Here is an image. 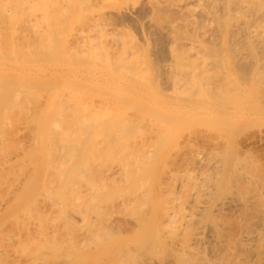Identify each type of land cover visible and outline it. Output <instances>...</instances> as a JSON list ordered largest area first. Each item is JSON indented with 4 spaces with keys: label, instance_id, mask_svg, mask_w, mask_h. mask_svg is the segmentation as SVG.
<instances>
[{
    "label": "bare ground",
    "instance_id": "1",
    "mask_svg": "<svg viewBox=\"0 0 264 264\" xmlns=\"http://www.w3.org/2000/svg\"><path fill=\"white\" fill-rule=\"evenodd\" d=\"M39 1H41V0H39ZM39 1L31 0V3L33 2L32 3L33 5H36V3H38L37 5L39 6L43 3V2L40 3ZM45 1L47 3V0H45ZM45 1H44V3H45ZM34 2H35V4H34ZM53 2H54V0H52V2H49V0H48V4L45 5L46 4L45 3L44 4L45 6L43 4H42V6H44V8L48 7V5H50ZM58 2L59 3H56L58 5H56L55 7L58 6V8L61 9L62 14L60 12V9L58 11L60 12L61 16L64 15L63 17H61V19L63 18L65 20L64 22H66L64 25L68 24L69 26L68 25H66V26H68L69 28L72 26L71 30L70 31L68 30L69 33L67 32L69 37L67 38L66 41L69 42V45H70V46L68 45V47L74 46L75 49H73V50H75V52H76L75 53L73 51V54L75 53L76 61L74 60V58H72L73 62L75 61V67L71 71H67V70H61V71L58 70V71L61 72L60 73L61 79L67 83H70V84H68V85H70V87L73 86L72 90H75V91H72V92L77 93L79 98L78 99L76 98V99L79 102V104L81 105V107L87 106L85 111L83 110V108L78 107L80 105H76V104L73 105L72 104L73 108H75L77 106V108H79V109L81 108V110H83L84 113L87 111L85 113V114H87L88 112H92V110H94V109H100L101 110V108H103V112H104V111H106L104 108H107V106L112 107V105L116 106V104H119V103L120 104L122 103V105H124L123 103H125V104L128 103V104L136 106L134 109L135 110L134 113H137L136 112L137 108L141 109V112H143L142 110L145 109V110H147V112L153 113L155 111V107H157L156 108L157 110L161 109V108L162 109L163 108L164 109H175L178 111L179 110H190V111L196 112L197 114L203 115V117L209 118L206 121H203V119L202 120L201 119H195L196 121L195 120L194 121L196 123L192 121L195 124H192L190 122L191 125L189 124L187 126L191 127L192 129H187L186 131H184L183 134L186 132L185 133L186 135L185 136L182 135V137H180L181 138L180 141L177 140V138L181 135L179 133V129L183 125H177V123L174 122L173 123L174 125L172 126V125L167 124L168 121L165 122V120H164L166 125L167 126L169 125V127L172 126L173 129L169 133H165L167 130L163 133L159 132V134H161L160 139L157 140V141H159V144L157 142H155L154 145H155L156 149H157L156 143L158 145L161 144L160 147L157 150L155 149L154 146L152 147L154 149H149L152 151L155 150V152L153 154H151L152 153L151 151L144 153L145 155H146V153L147 154L149 153L150 156L146 155L145 157L149 156L148 158H150L152 161L149 163H146L144 161V164L145 163L148 164L146 166L147 168L144 166L146 169H144V171H142L141 173H139L137 175V179H138V176L141 174V177H143V180L147 179L149 182H148V185L142 184L143 185L142 188H144V186H146V188H144L142 190L140 189L139 186H137V187H139V188L136 187L139 192L137 191L135 193L133 191L136 188H134V189L132 188L133 193L130 192L132 185L136 182V179L133 176L134 174L133 175L131 174V171H133L131 168H132V165H134L135 167L133 166L134 167L133 169L136 168V169H139V171H141L142 168H140V167H141V162H143V160H141V158L139 159V156L142 154L139 155V153H138L139 156H137V154H135V155H133V157H132V155H129L130 154L129 152H131V154H133L132 151H133L134 147H133V149H131V148H129L130 145L128 146L129 150L126 149V151H129L128 152L129 154H127V155L131 156L130 158L132 160L133 159L134 160L132 161L131 159H128V161L129 160L132 161V163H129V165L127 164L129 169H127V167H124V168H126L125 169L126 170L125 171L126 176L124 178L125 179L124 182H125V185H127V187L125 189H127L128 193H124V195L125 194L126 195H125L124 200L122 202L123 207H124L123 217L125 216L124 220L126 218L132 220L134 223L133 224L134 226L132 225L131 227L127 228L126 231H123L126 233H125V236L122 238L121 241H117V243L109 244L107 241L109 239L110 234H112V232H114L116 230V229L114 230V228H113L116 225L111 223L112 221L110 222L111 224L109 222H108L109 224L107 223L109 218L106 221V218H104V215L108 212V210H106L107 212L105 214H103L101 211L104 212L105 210H102V205L98 203V201H100V200H97L98 198L93 199V197H92L93 200H90L91 203H89V208L91 210L89 212L95 213L94 214L95 216H100L99 214H103V217H102V215L99 217L100 219H102L100 221V224H96L98 222H94V221L93 222H91L89 220L85 221V219L82 216L81 217L84 220V222H86L88 224V228H85L86 223H85V227H84L85 230L88 229L90 231L89 232L88 230H86L87 233L95 235L96 237L98 236L99 242H97V238L95 237L96 240L94 239V242L95 241L96 242L95 243L92 242V244L93 245L94 244L99 245L100 247L105 246L102 249L98 246L95 247V245H94V248H96V249L98 248V250H100L99 251L100 253H106L110 250L114 251V250H116V248L117 249L119 248L116 251L118 253L116 264H264V160L261 159V157H260V155H258V153L253 152V150L250 151V148L249 149L247 148L245 150L242 148L243 149L242 150L239 147V142H238V141H240L238 139L242 138L241 134H242L243 130L246 129L245 130L246 132L252 131L253 130L252 128H254V127L257 128V130L254 128L256 131L253 132L254 134L251 133L252 135H250V138H254L255 134H257L256 137H258L259 140H260V138L262 139L264 137V130L262 131V129H260V128H262L260 126H262V125L264 126V0H59ZM29 3H30V0H0V14H2L1 17L5 13H6L5 14L6 19L8 17V15H7L8 13H9V15H10V13H12L11 14L12 16H14L13 14H15V13L18 14L19 16L28 14L29 11L32 10V8H33V7H31V5ZM37 5L35 6L37 9V12L42 10L41 15H43L42 14L43 7L41 6L42 9H40V6L38 8ZM52 6H53V4H52ZM36 9H34L33 12H35ZM45 9H44V13L47 10V9L46 10ZM48 9L49 10L47 13H50L51 8H48ZM51 12L53 14H55L54 13L55 11L54 12L51 11ZM30 14H32V13L30 12ZM41 15H39V16H41ZM19 16H18V18H19ZM36 16H38V15H36ZM29 17H30V15H29ZM34 17H35V15H34ZM50 17H49L50 20L47 18L48 22H50L52 19ZM15 18L17 21L15 20ZM15 18H13L11 16L8 17L9 22H10V19H12V20L14 19L13 20L14 24H12L13 23L12 21H11L12 23H10V24H12L10 26L13 27V29H11V27L9 25H7L8 23L6 20L3 21V22L6 21V25L9 26L10 29L12 30L11 32L14 31V28L16 26L15 25L16 22H17V25H19V24L21 25L23 21L29 22L28 20H30L32 17L29 18L27 21H25V19H24L25 17L23 18V16L21 17V18H23V21L21 20V18L20 19H17V17H15ZM26 18H28V16H26ZM33 19H31L30 21H32ZM43 19L45 20L44 17H43ZM55 19H57V17ZM19 20H20V23L18 22ZM41 21H43V20H40V23H41ZM0 23L4 24V23H2V21H0ZM38 23H39V21H38ZM52 23H53V21H52ZM54 23H55V21H54ZM54 23H53V25H54ZM34 24H36V23H33V25ZM23 25H25V23L22 24L20 27L22 28ZM28 25L31 26L32 24L30 22L28 24H26V27L30 28V26H28ZM64 25H62V26H64ZM4 26L2 27V32H4V30H3ZM34 26H33L34 33H35V35H37L36 34L37 32H35ZM39 26H40V28H42V25L35 26L36 31L39 28ZM66 26H65V29H66ZM20 27H19V29H21ZM26 27L24 29H26ZM57 27H59V26H57ZM44 28H45V26H44ZM31 29H29V30H31ZM65 29H63V30H65ZM107 29H109V33H108L109 35L106 32ZM17 30L15 29V31H17ZM15 31L13 33H10V34L12 36L14 34H15L14 36H17ZM26 31H28V30L26 29ZM39 31H44L43 34L45 33V30H43V28H42V30L40 29ZM58 31H59V29H58ZM7 32L8 33L5 35L9 34L8 27H7ZM18 32H20V31H18ZM21 32H22V30H21ZM23 33H25V32H23ZM39 34L41 36L43 35L42 33H38V35ZM11 35H8V36H10V39H11L10 42H12V40H13ZM29 35H30V32H29ZM29 35H27V36H29ZM31 35L33 36V31H31ZM35 35H34V37H35ZM56 35H57V33H56ZM105 35H107V37L110 36V38L105 37ZM41 36H39V37L41 38ZM46 36H48V35H46ZM60 36H63V35H60ZM60 36H58V38L61 39ZM17 37H19V36H17ZM17 37L14 39L15 42L17 40ZM65 37H67V35L62 37V40H61L62 43H64ZM30 38H31V40H34V38L32 39V37H30ZM47 38L48 37H46L45 39H47ZM51 38H53V37H51ZM5 39H7V38H5ZM19 39L20 38H18V40ZM25 39H26V35H25ZM18 40H17V42H18ZM23 40H24V35H23ZM40 40H42V39H40ZM29 41H30V39H29ZM36 41H37V39H36ZM53 41H55V40H53ZM58 41H59V39H58ZM0 42H1L0 43V45H1L3 41H0ZM25 42H23V43H25ZM19 43L16 44V46H15L16 49L19 46ZM33 43H34V41H33ZM37 43H39V39L36 42V45H38ZM7 44H9V43H7ZM20 44H22V43H20ZM26 44H27V42H26ZM46 44H47V46L49 45L47 42H46ZM31 45H33V48H31V49H34V44H31ZM63 45L59 44L60 50H61V47ZM11 46L12 45H10V47H7V48H10V50H12L11 48H13L14 45L12 47ZM42 46H43L44 50L47 49L46 47H44V41L42 42ZM50 46H51V44H50ZM64 46H63V48L66 51L67 46H66V48ZM40 47H41V45H40ZM24 48H26V46ZM28 48H30V46L27 47V50H30ZM0 49H2V48H0ZM19 49H20V47H18V50ZM21 49H23V48L21 47ZM25 50L24 51L20 50V53L23 51V55H24ZM27 50L25 53H27ZM36 50L38 51V53L40 52L39 48ZM48 50H50V47ZM68 50H67V55L70 54V51L72 49H68ZM0 51H2V50H0ZM32 51H30V53ZM46 51H44V55H45ZM51 51H52V49L50 51H48V53H46V54L49 55V52L51 53ZM55 52H57V51H55ZM20 53H19L20 56H18L17 59H19V57H21L22 53L21 54ZM40 53H42V52H40ZM63 53H65V52H63ZM3 54H4V51H3ZM31 54H33V57L35 56L34 53H31ZM35 54H36V52H35ZM53 54L54 53H52V56H51V54L48 56L49 59H53L52 58ZM8 55H10V56H8ZM14 55H15L14 56V58H15L17 55L16 54H14ZM42 55H43V53H42ZM6 56H8V58L13 57L11 54H9V52L6 54ZM25 56H27V55H25ZM40 56H41V54H40ZM27 57H29L28 59H30L29 55ZM35 57L37 58V54ZM54 57H56V55H54ZM21 58H22V60L26 59L23 56ZM42 58L44 59V56ZM28 59H27V61H28ZM49 59H47V60H49ZM34 60L37 61L40 59H34ZM61 60L63 61V58H61ZM70 60H71V58H70ZM70 60H66V61H70ZM24 61H26V60H24ZM32 61H33V59H32ZM40 62H42V60H40ZM70 62L73 63L72 61H70ZM2 63H4V62L2 61ZM63 63H65V61ZM5 64L8 65V63H6V62H5ZM0 65H2V64L0 63ZM14 65H16V63ZM18 67L19 66L17 65L16 68H18ZM60 67L58 69H60ZM21 68L25 69V68H23V66H21ZM21 68H18V69L21 70ZM0 69H2V68H0ZM153 70L155 72L158 70V73L156 72V76H158V77H155L156 79L152 77V75L155 74L152 72ZM49 71L51 73V69ZM23 72H25V71H23ZM35 72H36V70H35ZM52 73H54V72H52ZM148 74H152V75L149 76ZM1 75L2 74H0V79L2 78ZM8 77H6V78H8ZM150 77H152L153 79L152 78L150 79ZM17 78H19L17 80V81H19L20 76H17V77L12 76V77H10V81L12 79L13 80L12 83L14 84L15 80ZM3 80L6 81V79H3ZM3 80L1 82L3 84L8 83V85H6V84L1 85L0 84V88L2 89V90L0 89L1 90L0 93L6 87L8 88V86H10V85L12 86V87H10L11 89L8 88V89H6V91L4 90L5 91L4 95L6 96L7 91H9V89L10 90L13 89V85L9 83V81H8L9 79H7L8 82L7 81L3 82ZM21 80L24 82V79L21 78ZM26 80H25V84H20V83H22V82H20L19 85H17V86L28 87V85H26V84H28L29 78L27 81ZM35 80H37V79H35ZM30 81H32L33 83L36 82L33 80H30ZM158 81H160V83H162V84H160L161 88L164 87V84L166 85L165 88H163V89L164 90L167 89V91L166 90L165 91L167 93H170V95L169 94H166V96L158 95L159 90L156 91L154 88V86L157 85ZM53 82H48V83H53ZM39 83H41V82H39ZM42 83L44 85H46V82L42 81ZM29 84H31V83H29ZM36 84H37V86L44 87V86H42V84L41 85H38V83H36ZM55 84H50V85L48 84V85L51 86V85H55ZM32 85L33 84H31L29 86V88L31 87L33 89V87H34V89H35L36 85L33 87H32ZM61 85H63V84H61ZM20 87H19L20 90L16 87H15V90L18 89L21 92L23 89H25L23 87L21 89ZM46 87H48V86L46 85L44 88H46ZM66 87H67V85H66ZM66 87H64V89ZM27 89L28 88H26L25 90H27ZM32 89H30V90H32ZM43 89H42V91H43ZM35 90H37V89H35ZM39 90L41 91V89H39ZM67 90L65 89V92H67ZM69 90H68V92H69ZM14 91H13V93H15ZM24 91H23V93H26V95H27V92H29V90H27V92L26 91L24 92ZM32 91H30V92H32ZM38 91H36L35 93H37ZM46 91H45V93H46ZM20 92L17 91L16 94L17 93L19 94ZM72 92H71V94H73ZM114 92H116L118 94H115ZM38 93L36 94V96H38ZM101 93H104L105 96H103V95L99 96V94H101ZM1 94H3V93H1ZM30 94L32 95V93H30ZM30 94H28V95H30ZM42 94H39V95L41 96ZM48 94L49 93H47V95ZM63 94H64V91H63ZM71 94H68L69 95L68 97L72 96ZM106 94L108 96H106ZM113 94H115V95H113ZM12 95L13 96H11V97H15L16 102L19 101L18 99L20 98V94H19V98H16V96H14V94H12ZM53 95H52V97H53ZM73 95H75V94H73ZM23 96H24V101L27 100V102H28V99L25 98L26 97L25 94H23ZM1 97H2V95L0 96V98ZM11 97H10V99H11ZM35 97H34V99H35ZM57 97H59V96L57 95ZM68 97H67V99H68ZM73 97L75 98L76 95ZM27 98H28V96H27ZM60 98H61V96L59 97L58 103L60 102V100L63 99V97H62V99H60ZM64 98H66V97H64ZM15 99H11L10 102L12 100L15 101ZM22 99H21V102L23 101ZM73 99H71V97H70V102H71V100L73 101ZM76 99L74 100V102L76 101ZM0 100H1V103H3L5 99L3 98V102H2V99H0ZM51 100L52 99L49 100L50 102H48L46 108H49V105H50L49 103H51ZM6 101L9 103L8 100H6ZM14 101H13V103H14ZM24 101L22 103H24ZM30 101H31V99H30ZM35 101H37V100H35ZM65 101L66 102H64V100H63L62 102L67 103V100H65ZM68 101H69V99H68ZM7 102H6V105H7ZM40 102H42V99ZM78 102H76V103H78ZM28 103H30V102H28ZM28 105H31V103L27 104V106ZM41 105H43V104H41ZM62 105H64V104L62 103ZM62 105H60V106H62ZM17 106L20 107L19 104ZM37 106H38V104H37ZM57 106L59 107L58 104L56 105V107ZM65 106H67V104ZM11 107L12 106H9L12 113H14L13 112L14 109ZM18 107L16 108L17 110H19ZM24 107H26L25 103H24ZM35 107L36 106H34V108ZM69 107L71 108L70 105L68 106V109H69ZM37 108H39V110H40V107H37ZM37 108H35V109H37ZM87 108H88V110H87ZM89 108H91L92 110ZM113 108H115V107H113ZM23 109L24 108H22V110ZM1 110H2V108H1ZM3 110H2V115H4L5 117H8L5 115V113L3 114V112H4ZM26 110H28V109H26ZM50 110H51V108H50ZM100 110L98 112L99 114H100ZM6 111L7 110L5 109V112ZM28 111H26L25 114H28ZM31 111H33V109ZM42 111H44V110H42ZM62 111H63V113L65 112L64 110H62ZM109 111H111V110H109ZM117 111L118 112H115L116 117H117V113H118V115L120 114L118 116L120 119L124 118V116L123 117L121 116V115H124V114H122L123 112L121 111L122 112L121 113L120 110H117ZM18 112L19 111H17V114H18ZM47 112H48V110H47ZM53 112H54V110H53ZM76 112L78 113V111H76ZM56 113H58V112H56ZM69 113L72 114L73 112L72 113L69 112ZM84 113L82 112V114H84ZM105 113H107V112H105ZM105 113H104V115H105ZM150 113H149V115H151ZM156 113H157V111H156ZM19 114H23V111H22V113H19ZM36 114H37V116L39 115L37 112L35 113V115ZM50 114H52V113L50 112ZM65 114H63V116ZM80 114H81V111H80ZM107 114H109V113H107ZM153 114H155V112ZM53 115L51 118H53ZM109 115L105 116V118L102 119L103 122H105L104 119L105 120L107 119L108 120V121L106 120L107 125H109L108 127L103 126V127L107 128V129L103 130L104 133L106 130H107L106 132L109 133L110 132L108 130L109 127H112V125H114V123L117 122V120L119 121L118 117L117 118L114 117L115 116L114 113L112 114L113 116L110 115L112 117V119H110V120L108 119ZM149 115H147V116H149ZM158 115L159 114H157L156 117H154L155 115L154 116L152 115V116L155 119V118H158L157 117ZM162 115H164V114H162ZM181 115H180V117H181ZM4 116H0V117H4ZM46 116H48V115H46ZM68 116H69V114H68ZM138 116H139V113H138ZM143 116H145V115H143ZM169 116L170 117L172 116V118H173L174 114L169 115ZM39 117H40V115H39ZM82 117H83V115H82ZM82 117L80 119H83ZM98 117H99V115H98ZM111 117H109V118H111ZM178 117H179V115H178ZM22 118H23V115H22ZM25 118H26V116H25ZM31 118H33V116ZM51 118H50V120H51ZM78 118H75V119H78ZM94 118H95V116H94ZM101 118H102V116H101ZM166 118H167V116L162 118V119H166ZM15 119H11V120L13 121ZM90 119H91V117H90ZM162 119L160 118V120H159V118H158L156 120L162 121ZM8 120H10V119H7L6 123H8ZM72 120H74V119H72ZM72 120H71V122H72ZM83 120H80V121L76 120V121H79V124H80V122L82 124ZM88 120H89V118H88ZM100 120L98 118V120H97L98 123L92 122L90 124H88L85 121V123H86L85 128L87 129L86 132L88 131L87 132L88 135L85 133L87 136L84 134L86 137H89V135L91 134L89 132V130L91 131V129H92V131H94L93 128L96 125L100 124L99 123V122H101ZM130 120H129V122H130ZM172 120H174V119H172ZM3 121L5 122L6 119ZM16 121H18V120H16ZM29 121H28V125H29ZM63 121H65V119ZM76 121L74 120L75 123H76ZM121 121H123V120H120V122ZM144 121L146 122V120H144ZM207 121H209V122H207ZM21 122H22V120H21ZM31 122L33 123V120ZM62 122H60L61 125H62ZM67 122H69L68 119H67ZM103 122H102V124L105 125L106 122L105 123H103ZM120 122H118L116 124H119ZM138 122H139V120H137V123ZM0 123H3L2 120ZM38 123H40V122H38ZM54 123H56V122L53 121L52 123H49V125L51 124V126H53ZM75 123H73V125H72L73 127H74ZM85 123H83V125ZM147 123H148V121H147ZM23 124H25V123H23ZM79 124L77 126L81 130V128L79 126H82V125H79ZM91 124H94L95 126L92 125L93 127H91ZM123 124H124V121H123ZM123 124H122V126H123ZM130 124H132V123H130ZM130 124H128V125L131 126ZM133 124L135 125L136 123H133ZM139 124H142V123H139ZM55 125L56 124H54V126ZM61 125H59V126H61ZM3 126L4 127H0L1 128L0 133L3 132L2 131L3 128L7 127L6 124L5 125L3 124ZM46 126H48V125H46ZM98 126L102 127V125H98ZM142 126L143 125H141L140 127L143 128L144 126L143 127ZM199 126H201V127H199ZM25 127L26 126H24V128ZM41 127H42V125H41ZM69 127H71V126H69ZM73 127H72L73 130L70 128L71 131L76 132L75 131L76 129ZM103 127L101 128V130L104 129ZM131 127L134 128V126H131ZM49 128L52 129V127H49ZM54 128H56V127H54ZM117 128L115 129V131H117ZM156 128L158 131V127H156ZM247 128L249 130H247ZM11 129H12V127H11ZM32 129H34V128L32 127ZM57 129H60V128L57 127ZM66 129H67V127H66ZM94 129L98 130V128L96 129V127ZM150 129H151V127H150ZM165 129H167V128H165ZM27 130H26V128L24 129V131H26V132H27ZM46 130H47V128H46ZM52 130H54V129H52ZM63 130H62V132H63ZM80 130L77 129L78 132ZM101 130L99 128V131H101ZM143 130H145V129H143ZM20 131L23 132V130H20ZM71 131H70V134L68 133L69 137H71V133H72ZM161 131H164V130H161ZM175 131H177L179 133V134L178 133L174 134L175 135L174 137L172 134V138H174L173 142L176 145V146H174V144H173V148L175 149V147H176L177 153H175L174 149H173L174 152L172 150L171 151H172L173 155L176 154L172 158L178 157L179 159H178V161H176V163L177 162L178 163L177 164L175 163L176 166L173 167L172 164L174 163V161L171 158V151L169 152V154L166 153L168 148H169V143L167 146H165V148H163V145L165 142H167L169 140L170 133L175 132ZM65 132H66V130H65ZM118 132H119V130H118ZM125 132H126V130H125ZM136 132L138 134L139 130ZM34 133H37V128H36V132H34ZM48 133L50 134L51 132H48ZM55 133H57V130ZM55 133H53V134L51 133V134L54 135ZM64 133H63V135H64ZM81 133L82 132L77 133L78 136ZM97 133L98 132H96V134ZM123 133H124V131L122 132V136L124 135ZM126 133H128V131ZM149 133H148V135H149ZM248 133H246V134H248ZM92 134H94V132H92ZM99 134H102V132H100ZM113 134H112V136H114ZM239 134L241 136L240 138L238 137ZM243 134H244V131H243ZM0 135H2V134H0ZM30 135H32V133ZM103 135H105V134H103ZM144 135H145V133H144ZM50 136L49 135L46 136L47 139L45 137L44 140H48V139L50 140V138H48ZM56 136H57V134H56ZM60 136H62V135H60ZM85 136L84 137L81 136L82 137L81 139L76 138L77 140H74V141H76V143L77 142L80 143L84 140V142H85V139H86ZM112 136H109V137H112ZM2 137H3V135L0 136V141L3 140ZM92 137H93V135H92ZM92 137H89V138H91L90 142L93 141L92 139H94V137L93 138ZM114 137L116 139V136H114ZM134 137H136V136H134ZM150 137L151 136L149 135V138ZM243 137H244V135H243ZM42 138H44V136ZM51 138H52V141L48 140L49 142L55 141V140H53V138H54L53 136ZM57 138L62 139L59 136ZM89 138H87V140H89ZM95 138H98V137H95ZM99 138H103L102 139L103 141L105 139L104 137H100V136H99ZM107 138H108V136H107ZM156 138H158V137H156ZM108 139L105 141L109 142ZM110 139H112V138H110ZM33 140H34V138H33ZM48 141H46L47 145H48ZM57 141H56V143H57ZM99 141H101V140H99ZM99 141H96V142L93 141V142H95V144H97V142H99ZM118 141H116V142H118ZM125 141L127 142L128 140H125ZM131 141L129 143H131ZM198 141L202 145L201 144L199 145ZM67 142H69V141H67ZM43 143H45V141H43ZM70 143H71V141H70ZM76 143H75V145L78 144V143L77 144ZM40 144L41 143H39V145ZM62 144L63 143H61L60 145H62ZM64 144L66 145V143H64ZM81 144L83 146V142L80 143L79 145L81 146ZM85 144H88L89 146L87 145V147H90L94 143L92 145H90L89 143H85ZM115 144L117 145V143H115ZM125 144H123V145H125ZM136 144H135V146H136ZM75 145H72L71 149H74L73 147ZM79 145H77V146H79ZM99 145H97V146H99ZM106 145H107V143H106ZM106 145H105V148H106ZM126 145H128V144H126ZM80 146L77 147V149H74L73 151H74V154L76 156L80 154L81 157H83V155L81 153L84 151V149H85L84 146L86 147V145L83 146L82 151L80 150L81 153L78 152ZM94 146L96 147V145H94ZM0 147H1V144H0ZM107 147H109V146H107ZM7 148H4L3 150H6ZM9 148H10V146H9ZM14 148H16V147H14ZM14 148H13V150H15ZM122 148H124V147H122ZM1 149H0V151H1ZM10 149H12V148H10ZM50 149L51 148H49V150ZM88 149H91V147L87 148L86 151ZM115 149H116V147H115ZM130 149H131V151H130ZM184 149H186V150H184ZM31 150L33 151V149H31ZM95 150H98V149L95 148ZM141 150H140V153L142 152ZM104 151H105V149H104ZM112 151H114V149ZM181 151H182L181 155L180 154L177 155L178 152L180 153ZM184 151L186 153H184ZM22 152L24 153V151H22ZM77 152H78V154H76ZM6 153L9 154V152H6ZM70 153L71 152H69V154ZM84 153H88V151L84 152ZM66 154H67V152H66ZM119 154H120V151H119ZM123 154L124 153L122 152V155ZM5 155H3V156H5ZM9 155H12V154H9ZM62 155H63V153H62ZM169 155H170L171 159L167 163V161H165V159L169 158ZM1 156L2 155H0V158H3ZM76 156L73 157V155H72L73 158H75ZM106 156H108V155H106ZM114 157H112V158H114ZM119 157H121V156H119ZM145 157L143 155L144 159H145ZM54 158H55V155H54ZM79 158L80 157L78 156V161L76 160L77 162H79L78 164H80L77 167H79L81 165H85V164H82V161H84L85 159H83L80 162L81 159H79ZM86 158L89 159V157H86ZM92 158H94V155L92 156ZM105 158H107V157H105ZM105 158H103V161ZM11 159H12V157H11ZM24 159H27V158H24ZM68 159H70V158H68ZM101 159L102 158H100V161H101ZM116 159H117V157H116ZM154 159H156V160L154 161ZM161 159H163V161H164L163 165L164 164H166V165H164V168L162 167L163 170L162 171L160 170V173L164 172L165 171L164 169H167L169 167L168 168L169 170H167L169 172L168 177L173 176V178H174V181H173L174 183L171 181L172 182L171 186H169V185L171 183L170 178H172V177H170L168 179V181L170 183H167L168 189L165 188L166 192L168 190L167 194H166L165 190L159 191L157 189V185H158L159 181L157 180L158 182H156V180H155V177L157 174L156 171L158 170V168L160 167V163L162 162ZM0 160H3V159H0ZM55 160H56V158H55ZM91 160H93V159H90V161ZM94 160H95V158H94ZM113 160H115V158ZM120 160L121 159H119L118 161H120ZM159 160H161L160 163H159ZM21 161H22V159H21ZM51 161H52V158H51ZM72 161L71 160L69 161L71 164L69 162L68 163L70 165L74 166L75 163L73 165ZM85 161H87V160H85ZM90 161L87 162L88 165H90L89 164ZM96 161H98V160H96ZM96 161L93 163L95 164ZM100 161L97 163H100ZM108 161L109 160H107L105 162L109 163V162H111V159L109 162ZM116 161H115V163H116ZM6 162H8V161H6ZM13 162L16 163L15 160ZM1 163H2V161H1ZM47 163H49V162H47ZM112 163H114V161H112ZM25 164H27V163H25ZM25 164L23 166H25ZM58 164H60V163H58ZM63 164H67V163L64 162V163H62V165ZM94 164H91V166ZM3 165H4V163H3ZM9 165H11V164H9ZM21 165H22V163H21ZM54 165H56V164H54ZM88 165L82 166V168L80 167L81 168L80 170H79V168H77V170L79 171L78 172L79 176L77 173V177L75 178L77 181L75 179H74V181L80 182V183L82 182V184L84 182L87 183L88 176L90 177L91 176L90 174H93V172H91V171H94L95 168L96 169L99 168V167H95L97 165L96 164V165H94V168L91 170V167H88ZM117 165H116V167H117ZM113 166H115V164H113ZM122 166H124V163ZM129 166H131V167H129ZM30 167L32 168V166H30ZM46 167H48V166H46ZM56 167H58V166H56ZM75 167H71V168L73 169V172L76 173L77 170L74 169ZM101 167H105V166H101ZM27 168H29V167H27ZM40 168H41V166H40ZM71 168H68V169L65 168V169H67L66 171L63 169V171L65 172L64 174H67L66 172H68L69 170H70V172H72ZM20 169H22V168H20ZM54 169H56V168H54ZM9 170L10 169L8 166V171ZM26 170H28V169H26ZM47 170L48 169H46V171ZM59 170H60V168H59ZM8 171H7L6 176L9 174ZM102 171H103V169H102ZM102 171H101V173H102ZM109 171H111V170H109ZM4 172H6V169ZM70 172L68 173L69 175H67V176H70ZM61 173H63V172H61ZM61 173H60V175H61ZM95 173L99 174L98 170ZM116 173H115V175H116ZM133 173H134V171H133ZM164 173H161V174H164ZM54 174H56V173L54 172ZM74 175L75 174L73 173V176ZM24 176L25 175H23V177ZM71 176H72V173H71ZM107 176H108V174H107ZM118 176H120V174ZM159 176L162 177L161 175H159ZM165 176H167V175H165ZM165 176H164V179L167 178V177L165 178ZM0 177H1V179H3L2 176H0ZM19 177L21 178V176H19ZM62 177L65 179L67 178L66 179L67 181H68V179H70L68 177H64V176H62ZM97 177H99V176H97ZM13 178L14 177L12 176L11 180ZM100 178H101V176L98 178V180ZM104 178H102V179H104ZM122 178H123V176H122ZM25 179H26V177H25ZM57 179H59V178H57ZM71 179L73 180L72 177H71ZM20 180H18V181L20 182ZM62 180L63 179H61L60 181H62ZM93 180L90 181V178H89V182H92ZM95 180L97 181L96 178H95ZM109 180H111V179H109ZM160 180H162V179H160ZM50 181H52V180H50ZM60 181H58V184ZM106 181H108V180H106ZM140 181H142V180H140ZM9 182H10V179H9ZM76 182H74V183H76ZM93 182L91 183L92 185L95 183V182L94 183ZM137 182H139V181L137 180ZM160 182L162 183V181H160ZM18 183H16V184H18ZM60 183H62V182H60ZM80 183L78 186H80ZM164 183H165V180H164ZM164 183H163V185H164ZM13 184H14V181H13ZM13 184H12V186H14V188L13 187L12 188L16 190L15 185H13ZM67 184H69V183H67ZM76 184H78V183H76ZM82 184H81V186H82ZM91 184H90V186H91ZM42 185H43V183H42ZM135 185H137V183ZM51 186H52V184H51ZM59 186H61V185H59ZM160 186H161V184H160ZM1 187H3V186H1ZM41 187H43V186H41ZM52 187H54V185ZM80 187H78V189H75V188L74 189L69 188V189H73V191L74 190L79 191ZM91 187H93V186H91ZM112 187H116V184H115V186L113 185ZM133 187H135V186H133ZM164 187H165V185L163 186V189H164ZM17 188H18V186H17ZM83 188H84V185H83ZM27 189H25V190H27ZM33 189H36V188L34 187ZM88 189H89V187H88ZM59 190L61 192V189H59ZM64 190H66V189L64 188ZM83 190H81V191L84 192L83 194H85V191H83ZM86 190H87V186H86ZM91 190L94 191L95 188L94 189L91 188ZM27 191H29V189ZM30 191H32V190H30ZM37 191H39V190H37ZM41 191L38 192V193H40V195L45 194V192L41 193ZM105 191H107V190H105ZM105 191H104V193H105ZM117 191H118V189H117ZM108 192H111V191H108ZM161 192H163V195H165V196H163L161 194ZM4 193H6V192H4ZM12 193H10V196ZM52 193L53 192H51V194ZM67 193H69V192H67ZM98 193H96V194L98 195ZM28 194H26V195L28 196ZM63 194H64V192H63ZM113 194L115 195L117 193H113ZM6 195H8V194H6ZM6 195L4 197L7 198ZM14 195H12V196L14 197ZM26 195L24 194L23 196L27 197ZM30 195H32V194H29V196ZM58 195H60V194H58ZM58 195L56 194L57 198H58ZM76 195H79L77 191H76ZM118 195H119V193H118ZM23 196L21 197V195H20L21 198H23ZM74 196L75 195L73 194V198H74ZM88 196H89V194H88ZM88 196H86V197H88ZM1 197L3 198V196H1ZM63 197L61 198L59 196V199L61 198V201H62ZM115 197H117V196H115ZM66 198H68L70 200V195H67ZM120 198H122V196ZM32 199L35 200V197L34 198L32 197ZM59 199H58V203H57V201L55 203H57L61 207L62 205L60 204ZM46 200H47V198H46ZM46 200L44 199V201H46ZM74 200H75V198H74ZM86 200H84V201H86ZM163 200L165 201V204H162ZM31 201L32 200H29V202H31ZM76 201H78V199H76ZM81 201H82V199H81ZM81 201L79 200L78 202H81ZM90 201H87V202H90ZM32 202L30 204H35V201H34V203H32ZM63 202L68 204V202H66V201H63ZM71 202H69L70 205H71ZM110 202H111V200H110ZM114 202H116V201L114 200ZM0 203L2 205L1 201H0ZM65 203H62V204H64V206H65ZM119 203H117V205ZM17 204H19L18 201H17ZM84 204H85V202H84ZM35 205H34V209H37V208H35ZM106 205H109V204H106ZM112 205L110 204L111 208H112ZM27 206H29V204ZM30 206L27 207V209L25 207V209H24L25 212H27L28 209H30ZM64 206H62L64 208V211L66 209H68V207L70 208V210L72 207H75L74 204H72V206L68 205L67 208H65ZM37 207H40V206H37ZM62 207H61V209H62ZM105 207L103 209H105ZM9 208H12V207H9ZM115 208L113 207V209H115ZM38 209L40 210V208H38ZM73 209H72V212H73ZM76 209H77V207H76ZM108 209H109V207H108ZM113 209H111V211L109 209V211L112 212V211H114ZM9 210H7V211L9 212ZM11 210H13V209H11ZM17 210H19V209H17ZM79 210H81V209H79ZM31 211H29V212L31 213ZM81 211H83V210H81ZM178 211L182 212V215H180L181 213H179V215L181 217L178 215ZM29 212L24 213V214H28ZM68 212H70V211L66 210L65 213H62V210H61V212H60L63 215V216L60 215V217L62 216L61 221L64 223L69 222V220H67V218H68L67 216H69L71 212L70 213H68ZM39 213L37 212L38 215H39ZM45 213H47V212H45ZM53 213L55 214V212H53ZM14 214H13V216H14ZM24 214H22V215H24ZM37 214L34 216H37ZM40 214L42 217V213H40ZM75 214H77V212H75ZM5 215H7V214H5ZM107 215H108V213H107ZM110 215H112V214H110ZM110 215H108V216H110ZM2 216H3V214H2ZM32 216L33 215H31V217ZM53 216H55V215H53ZM77 216H78V214H77ZM83 216H84V214H83ZM173 216L177 217L176 219H178V216H179L180 220L178 219V223L176 222L174 227H173V225L169 224L170 225L169 227L172 226L170 229L167 227L168 226L167 222L169 221V219H172V222L174 224V221H175L174 218L175 217H173ZM39 218H37V219H39ZM43 218H44V216H43ZM118 218H116L117 223H118ZM69 219H72V216L71 217L69 216ZM82 219L80 218L81 221H83ZM86 219H87V216H86ZM94 219H96V221H97L96 217ZM6 220L7 219H5L4 221L6 222ZM24 220H26V219H24ZM59 221H60V219H59ZM87 221H89V222H87ZM94 224H96V225H94ZM112 224L114 226H112ZM120 224H119V226H120ZM12 225H13V223H12ZM25 225H26V222H25ZM25 225H21V226H19V228H18V225L15 227H17V229H19L18 232L27 234V232H29L27 230H29V229H27L28 227L26 228L27 225L26 226ZM70 225H68V226L70 227ZM39 226L40 225H38L37 227H39ZM55 226H57V228H58V224ZM83 226H84V223H83ZM40 227L41 228H38V230H36L37 233L32 235V236L29 233H28V235H30V236L26 235L27 237H24V238L22 236H20L21 240H19V242H18V239H19L18 237L20 234L18 235V237L15 236V237H17V242H15V243H17L18 246L16 244H14L15 245L14 247L15 248H16V246L18 247L17 249H18V252L20 254H21V252H25V253L29 252L34 246L35 247L42 246V245L44 246L43 243L46 242L45 239L48 237L47 234H49V233H50V238L53 237V239H54V237L55 238L58 237L59 233H57V237H56V227H55V229L52 232H50L52 230V228H51L49 233L46 234L47 237L45 236V239H44V234L47 231L45 232V228H44V232H45L44 233L43 228H42L44 226H40ZM50 227H51V225H50ZM63 227H60V228H63ZM4 228L8 229L6 227H4ZM65 228H66V225H65ZM115 228H117V227H115ZM121 228H123L122 225H121ZM73 229H74V227H73ZM78 229L79 228H77V230ZM59 231L60 230H58V232ZM70 231H72V228L70 229ZM134 231L135 232H143L144 234H142L140 239L134 240V241H132V243H130L129 241H131V239H132V233L131 232H134ZM60 232H62V231H60ZM74 232H72V233H74ZM115 232L117 233V231H115ZM84 233L86 234V232H84ZM98 233L101 234L102 236L97 235ZM64 235H66V234L64 233ZM69 235H72V234L70 233ZM23 236H25V235H23ZM60 237H62V236H60ZM65 237L66 236H64V238ZM74 237H75V235L72 238H74ZM85 237H86V235H85ZM0 238H1V236H0ZM6 238H7V236H6ZM12 238H13V235H12ZM22 238L25 240L22 241ZM50 238H49V240H50ZM89 238H92V237H90V235H89ZM99 239H101V240H99ZM110 239H111V237H110ZM42 240H44V241H42ZM54 240L52 242H54ZM75 240H78V239H75ZM90 240H92V239H90ZM20 241H22V242L20 243ZM56 241H57V243L59 242L58 247L59 248L62 247V249H64L63 244L66 242V240H64L65 241L64 243H63V239L62 240L59 239V241L57 239ZM56 241H55V243H53V245L57 244ZM48 242L49 241H47V244H49ZM78 242H79V240H78ZM86 242L84 243V246L87 245ZM88 242H90V241L88 240ZM105 242H107V243H105ZM61 243H62V245H61ZM68 243H67V245H69ZM119 244H121V246H119ZM2 245L3 244H0V246H2ZM36 245H38V246H36ZM43 246H42V249H43ZM55 246H57V245H55ZM55 246L54 247L52 246V247L55 249L56 248ZM74 246H77V245H74ZM82 246H83V244H82ZM84 246H83L84 249L79 248L80 246H78V248L80 250L77 249V251H81V249L87 251L90 249V247H88V249H86L87 247H84ZM3 247H4V245H3ZM44 247H48L47 249L51 248V246H44ZM9 248H8V250H9ZM45 249L46 248H44L43 250H45ZM92 249H93V247H92ZM35 250H36V248H35ZM35 250L32 251V252H34V254L37 253ZM43 250H41V251H43ZM56 250H57V248H56ZM113 251H112V253H113ZM18 252H17V254H19ZM46 252L44 251V253H46ZM53 252L55 254H51L49 256L43 254L40 257H36L40 261L38 263H40V264H55L56 260L54 258L56 257V255H58V256H60V255L58 253H56V251H53ZM53 252H51V253H53ZM116 252H114V253L116 254ZM13 253H15V252H13ZM112 253L110 254L111 256H112ZM9 254H10V252H9ZM41 254H42V252H41ZM60 254H62V253H60ZM115 254H113V255H115ZM81 255L82 254H80V256ZM92 255L94 256V254H92ZM110 255H107V256H110ZM0 256H1V253H0ZM27 256H26V258H28ZM58 256L56 259L58 261H60L61 260L60 258H63V256L59 257V259H58ZM65 256H66V253H65L64 257ZM96 256L97 255H95V257ZM111 256L109 257V260H110V258H113V256L112 257ZM2 257L5 258L6 256L4 257V255H3ZM68 257H66V258L68 259ZM105 258H102V259L104 260ZM7 259H4V260H6V262H7ZM73 259L71 258V260H73ZM107 259H108V257H107ZM114 259L115 258H113V260L112 259L111 260L114 261ZM0 260H3V259L0 258ZM8 260L10 261V259H8ZM66 260H64V261H66ZM109 260H108V264L110 262ZM58 261H56V262H58ZM64 261L62 259L63 263H64ZM68 261H66V263H64V264H68L67 263ZM19 262H20V259H19ZM31 262H34L33 259ZM72 262L73 261H71L70 264H73ZM31 264H33V263H31Z\"/></svg>",
    "mask_w": 264,
    "mask_h": 264
},
{
    "label": "rangeland",
    "instance_id": "2",
    "mask_svg": "<svg viewBox=\"0 0 264 264\" xmlns=\"http://www.w3.org/2000/svg\"><path fill=\"white\" fill-rule=\"evenodd\" d=\"M33 1H39V0H33ZM44 1L45 0H41V1H39L40 3L41 2H43L42 4L44 5L45 3H46V1H45V3H44ZM59 0H54V2L53 3H49L50 5H48V7H45L44 8V6L45 5H47L48 4V0H47V3L44 5V6H42V4L41 5H39L40 6V9H42L41 8V6L43 7V12H42V14L43 15H41V11L42 10H40V11H38L37 12V9H36V5L38 4V3H36V5H33L32 3H31V0H30V5H31V7H33L34 9H36V11L35 12H33V8H32V10H30L29 11V13L28 14H25V15H20L21 17L23 16V18L25 19V21H27L29 18H31V19H33L32 21H30V20H28L32 25L30 26V25H28V26H30V28H28V27H26V24H28L29 22H24L23 21V18H21L18 14H13L15 17H17V19H20L21 18V20L25 23V25H23V29L26 27V29L30 32V35H29V32L28 31H26V29H22L20 26L22 25V24H24L22 21V24L20 25H17V20H16V18L14 17V16H12L11 14L12 13H10V15H9V13L7 14L8 15V17H13V18H15V22H16V26L18 27H16L15 26V28H14V31H15V29L17 30V31H15L16 32V35L17 36H19V37H17V36H12L10 33H13V32H11L12 30L11 29H13V27H11L10 25H12V24H14V19L12 20V19H10V22H9V19H8V17H7V19L5 18V14H3V16L1 17V15L2 14H0V21H2V23H4V24H1L0 23V41H3L2 42V46L0 45V48H2V49H0V50H2V51H0V63L2 64V65H0V68H2V69H0V74H2L1 75V77L3 78V79H6V81H7V79H9L8 81H9V83L10 84H12L13 85V89L12 90H10L11 88L10 87H12L11 85L10 86H8V88H10L9 89V91H7V97L4 95L5 94V91H6V89H8L7 87L1 92V93H3V94H1L2 95V97L0 98V99H2V102H3V98L5 99L4 100V102L3 103H1V100H0V116H4V115H2V110L5 108L7 111L5 112V109L3 110L4 112H3V114L5 113V115L6 116H8V117H0V122H1V120H2V122L3 123H0V127H4L3 126V124L5 125L6 124V126L8 127H6V128H3L2 129V133H0V134H2L3 135V140H1L0 141V144H1V147H0V149H1V153H0V155H2L1 157H3V158H0V159H3V160H0V176H2V178L3 179H1V177H0V201L2 202V205H1V203H0V236H1V238H0V244H3L4 245V247H3V245L2 246H0L1 248H0V253H1V256H0V258H2L3 260H0L1 262H0V264H31V263H33V264H37L38 262H40L39 261V259L38 258H36V257H40V256H42L43 254H45V255H51V254H55L53 251H56V253H58L60 256H58V255H56V257L54 258L56 261H58L56 258H57V256H58V259H59V257H62L63 256V258H60L61 260L60 261H58V262H56L55 260V264H64V263H66V261H73L72 263L74 264H108V260H109V257L111 256L110 254L112 253V251L113 250H110V251H108V252H106V253H100L99 251L100 250H98V248L96 249V248H94V245L92 244V242H94V239L96 240V238H97V242H99L98 241V236L96 237L95 235H92V234H90V233H87V231L86 230H88V229H86L85 230V228H88V224L86 223V222H84V220L82 219V217L85 219V221L86 220H89V221H91V222H98V223H96V224H100V221L102 220V219H100L99 217L102 215V217H103V214H105L107 211L106 210H108V215H110V214H112V215H110V216H108L107 215V213L104 215V218H106V221L108 220V218H109V220L107 221V223L109 222H111V223H113V224H115L116 226H114L113 224H112V226H114L113 228H114V230L115 231H117V233L115 232H112V234H110V236H109V239H108V243L109 244H113V243H117V241H121L122 240V238L125 236V233L126 232H123V231H126L127 230V228H129V227H131L134 223H133V221L132 220H130V219H125L124 220V218H125V216L123 217V215H124V212H123V210H124V207H123V200H124V197H125V195H124V193H128L127 192V189H125L126 187H127V185H125V176H126V168H124V167H127V169H129L128 168V166H127V164L129 165V163H132V161L134 160H132L130 157L131 156H129V155H132V157H133V155H135V154H137V156H139L140 154H142V155H140L139 156V159L141 158V160H143V162H141V167L140 168H142L141 169V171H139V169H133L135 166L134 165H132V170L134 171V173H133V171H131V174L135 177V179H136V182L132 185V187H131V191L130 192H132V190L134 189V188H136L137 186H139L140 187V189L142 190V189H144V188H146V186H144V188H142L143 187V185H148V180L146 181L145 179V181L143 180V177H141V174L138 176V179H137V175L139 174V173H141L142 171H144V169H146L147 167V165L148 164H146V163H149V162H151L152 160L150 159V158H148L150 155H149V153L147 154L146 153V155H149V156H147V157H145L146 155L144 154L145 152H152L151 154H153L154 152H155V150H149V149H154V148H152L153 146L155 147V142H157L158 144H159V141H157V140H159L160 139V137H161V134H159V132L160 133H163V132H165L166 130V132L165 133H169V132H171L172 131V126L174 125L173 123L174 122H176L177 123V125H183L180 129H179V133L181 134L178 138H177V140H179L180 141V137H182V135H186L185 133L183 134V132L184 131H186L187 129H192L191 127H189V126H187V125H191V123L192 124H195L196 122V120L195 119H203V121H206L207 119H209V118H206V117H203V115H200V114H197L196 112H194V111H190V110H175V109H156L157 107H155V114H153V113H150V112H147V110H142L143 112H141V109H139V108H137L136 109V112L137 113H134L135 112V107L136 106H134V105H131V104H128V103H123L124 105H122V103L120 104H116V106H114V105H112V107L111 106H107V108H104L106 111H104L103 112V108H101V110L100 109H94V110H92L91 108H89V109H91L92 110V112H88L87 114H85L84 113V111H85V109H86V107L85 106H82L81 107V105L79 104V102L77 101V99L79 98L78 97V95H77V93H73L72 91H75V90H72L73 88V86H71L70 87V85H68V84H70V83H67V82H65V81H63L62 79H61V77H60V71L61 70H67V71H71L74 67H75V61H76V58H75V50H73V49H75V47L73 46H71V47H68V45H69V42H67L66 40H67V38L69 37V35L67 34V32L69 33V31L71 30V28H72V26L69 28L68 26V24H66V25H68V26H66V25H64L66 22H64L65 20L62 18L61 19V17H63V16H61V14H62V12H61V9L60 8H58V6L57 7H55L56 5H58V4H56V3H59L58 2ZM49 2H52V0H49ZM39 3V4H40ZM34 4H35V2H34ZM52 4H53V6H52ZM38 6V5H37ZM39 6H38V8H39ZM51 6V7H50ZM48 8H51L50 9V13H47L48 12ZM31 9V8H30ZM44 9L46 10V12L44 13ZM54 9V10H53ZM60 9V12H61V14H60V12L58 11ZM39 10V9H38ZM51 11H55L54 13L55 14H53ZM57 11V12H56ZM30 12L32 13V14H30ZM37 13V14H36ZM35 15V17H34V15ZM49 14V15H48ZM52 14V15H51ZM60 14V15H59ZM29 15H30V17H29ZM36 15H41V16H36ZM58 15V16H57ZM18 16H19V18H18ZM26 16H28V18H26ZM45 18V20L43 19V17ZM47 16V17H46ZM51 16V17H50ZM4 17V18H3ZM41 17V18H40ZM49 17L50 18H52L51 19V21L50 22H48V19H49ZM57 17V19H55ZM3 18V19H2ZM48 18V19H47ZM2 19V20H1ZM4 20H6L7 21V25H9L10 27H11V29H10V27L9 26H7L6 25V21L5 22H3ZM35 20V21H34ZM40 20H43V21H41V23H40ZM50 20V19H49ZM13 23H12V22ZM38 21H39V23H38ZM46 21V22H45ZM52 21H53V23H54V21H55V23H54V25H53V23H52ZM63 21V22H62ZM19 23H20V20L18 21ZM10 23H12V24H10ZM33 23H36V24H34L35 26H38V25H42V28H43V30H45V33L43 34V32L44 31H39L40 29L42 30V28H40V26H39V30L37 29V31H36V27L33 25ZM38 23V24H37ZM48 23V24H47ZM52 25H51V24ZM57 23V24H56ZM63 23V24H62ZM45 24V25H44ZM64 25V26H62V25ZM2 25V26H1ZM5 25V26H4ZM48 25V26H47ZM4 26V28H3V30H4V32H2V27ZM8 27V31H9V34L8 35H11V37H12V42H10V36H8V35H5V34H7L8 32H7V27ZM33 26H34V29H35V32H37L36 34L37 35H35V33H34V30H33ZM44 26H45V28H44ZM57 26H59V27H57ZM65 26H66V29H65ZM19 27L21 28V29H19ZM53 27V28H52ZM61 27V28H60ZM32 28V29H31ZM47 28V29H46ZM29 29H31V30H29ZM58 29H59V31H58ZM63 29H65V30H63ZM6 30V31H5ZM21 30H22V32H21ZM69 30V31H68ZM18 31H20V32H18ZM31 31H33V36L31 35ZM54 31V32H53ZM56 31V32H55ZM23 32H25V33H23ZM61 32V33H60ZM106 32H107V34L109 33V29H107L106 30ZM18 33V34H17ZM38 33H42L43 35L41 36L40 34L38 35ZM56 33H57V35H56ZM63 33V34H62ZM52 34V35H51ZM59 34V35H58ZM134 34V33H133ZM3 35V36H2ZM23 35H24V40L27 42V44H26V42L23 40ZM25 35H26V39H25ZM27 35H29V36H27ZM34 35H35V37H34ZM46 35H48V36H46ZM60 35H63V36H66L67 35V37H65L64 38V43H62V37L63 36H60ZM109 35V34H108ZM5 36V37H4ZM39 36H41V38L39 37ZM48 37L47 39H45L46 37ZM53 37V38H51V37ZM57 38H55V37ZM58 36H60L61 37V39L60 38H58ZM3 37V38H2ZM17 37V40H18V38H20L19 40H18V42H17V40H16V42L14 41V39ZM28 37V38H27ZM30 37H32V39L34 38V40H31V38ZM43 37V38H42ZM105 37H107V35H105ZM5 38H7V39H5ZM107 38H110V36H108ZM3 39V40H2ZM9 39V40H8ZM29 39H30V41L32 42H30L29 41ZM36 39H37V41H38V39H39V43H37L38 45H36ZM40 39H42V40H40ZM58 39H59V41H58ZM8 40V41H7ZM53 40H55V41H53ZM57 40V41H56ZM14 41V42H13ZM33 41H34V43H33ZM36 41V42H35ZM41 41V42H40ZM44 41V47H46L47 49H45L44 50V48H43V46H42V42ZM22 43V44H20V43ZM23 42H25V43H23ZM46 42L49 44L48 46H47V44H46ZM66 42V43H65ZM1 43V42H0ZM6 43V44H5ZM7 43H9V44H7ZM19 43V46L18 47H20V49L18 50V47H17V49L15 48V46H16V44H18ZM34 44V49H31V48H33V45H31V44ZM68 43V44H67ZM50 44H51V46H50ZM59 44L61 45H63L65 48H66V46H67V48H66V51H65V49L63 48V46L61 47V50H60V46H59ZM6 45V46H5ZM8 45V46H7ZM10 45H14L13 46V48H11L12 50H10V48H7V47H10ZM21 45V46H20ZM23 45V46H22ZM36 45V46H35ZM40 45H41V47H40ZM11 46V47H12ZM26 46V48H24ZM30 46V48H28V49H30V50H27V47H29ZM32 46V47H31ZM70 46V45H69ZM5 47V48H4ZM21 47L23 48V49H21ZM37 47V48H36ZM49 47H50V50L52 49V51H51V53L49 52V55L51 54V56H52V53H54L53 54V59H49V55H47L46 53H48V51H50V50H48L49 49ZM52 47V48H51ZM54 47V48H53ZM40 49V52H42L43 53V55H42V53H38V51L36 50V49ZM27 50V53H25L26 52V50ZM59 49V50H58ZM68 49H72L71 51H70V54L69 55H67V50ZM8 50V51H7ZM16 52H15V51ZM20 50H25V52H24V55H23V51L20 53ZM33 50V51H32ZM47 50V51H46ZM3 51H4V54H3ZM7 51V52H6ZM29 51V52H28ZM30 51H32L31 53H34V55L36 56V54H37V58L34 56L33 57V54H31L30 53ZM44 51H46L45 52V55H44ZM55 51H57V52H55ZM69 51V50H68ZM73 51L75 52L74 54H73ZM6 52V53H5ZM9 52V54H11L13 57H11V58H8V56H10V55H8V56H6V54ZM14 52V53H13ZM35 52H36V54H35ZM63 52H65V53H63ZM19 53L21 54V57L23 56L24 58H26V59H24V60H26V61H24V60H22V58L21 57H19V59H17L18 58V56H20L19 55ZM29 53V54H28ZM14 54H16L17 56L14 58ZM40 54H41V56H40ZM25 55H29L30 56V59H28L29 57H27V56H25ZM54 55H56V57H54ZM6 56V57H5ZM44 56V59L42 58ZM71 56V57H70ZM73 56V57H72ZM4 57V58H3ZM32 57V58H31ZM40 57V58H39ZM59 57V58H58ZM55 58V59H54ZM61 58H63V61L61 60ZM70 58H71V60H70ZM72 58H74V62H73V60H72ZM27 59H28V61H27ZM32 59H33V61H32ZM34 59H40V60H42V62H40V60H34ZM47 59H49V60H47ZM30 60V61H29ZM46 60V61H45ZM66 60H70V61H72L73 63H71L70 61H66ZM2 61L4 62V63H2ZM58 61V62H57ZM65 61V63H63ZM5 62L6 63H8V65L7 64H5ZM35 62V63H34ZM16 63V65H14ZM23 64V65H22ZM33 64V65H32ZM17 65L19 66L18 68H21V66H23V68H25V69H22L21 68V70L20 69H18V68H16L17 67ZM6 66V67H5ZM11 66V67H10ZM61 66V67H60ZM64 66V67H63ZM8 67V68H7ZM27 67V68H26ZM47 67V68H46ZM60 67V69H58ZM4 68V69H3ZM11 69V70H10ZM13 69V70H12ZM16 69V70H15ZM51 69V73H50V70ZM20 70V71H19ZM35 70H36V72H35ZM58 70H60V71H58ZM156 70V69H155ZM23 71H25V72H23ZM48 74H47V73ZM52 72H54V73H52ZM59 72V73H58ZM153 73H155V74H148L149 76L150 75H152V77L153 78H155V77H158V76H156V72L158 73V70L155 72L154 70L152 71ZM151 73V72H150ZM39 74V75H38ZM59 74V75H58ZM5 75V76H4ZM9 76V77H8ZM17 77V76H20V80L19 81H17L19 78H17L16 80H15V83L13 84L12 83V79H11V81H10V77ZM57 76V77H56ZM5 77V78H4ZM6 77H8V78H6ZM29 78V80H28V78ZM52 77V78H51ZM152 77H150V79L152 78ZM1 78V79H2ZM21 78L22 79H24V82L21 80ZM28 80V84H26V85H28V87H23V86H17V85H19V83L20 82H22V83H20V84H25V80L26 79ZM54 78V79H53ZM152 78V79H153ZM0 79V84L1 85H4V84H6V85H8V83H2L1 81L3 80H1ZM35 79H37V80H35ZM53 79V80H52ZM156 79V78H155ZM159 79V78H158ZM26 80V81H27ZM30 80H33V81H36V82H32V81H30ZM160 80V79H159ZM6 81H4L3 80V82H6ZM7 81V82H8ZM42 81L43 82H46V85L48 86V87H46V88H44L46 85H44L43 83H42ZM54 81V82H53ZM39 82H41V83H39ZM48 82H53V83H48ZM27 83V82H26ZM29 83H31V84H33L32 85V87L33 86H35L36 85V87H35V89H37V90H35L34 89V87H33V89L30 87L29 88V86L31 85V84H29ZM36 83H38V85H41L42 84V86H44V87H40V86H37V84ZM50 85V84H55V85H51V86H49L48 84ZM66 83V84H65ZM61 84H63V85H61ZM156 84V83H155ZM160 84H162V83H160V81H158L157 82V85H155L154 86V88H155V90L156 91H158L159 92V94L158 95H160V96H166V94H169L170 95V93H167L166 91H167V89H163V88H165V84H164V87H162L161 88V85ZM66 85H67V87H66ZM160 85V86H159ZM15 87L16 88H18L19 89V87L22 89V87L23 88H28L27 90H29V92L30 91H32V92H30V93H32V95L29 93V92H27V90H25V89H23L21 92L17 89V90H15ZM40 87V88H39ZM57 87V88H56ZM59 87V88H58ZM64 87H66L65 89L67 90H69L70 88V90H69V92H68V90H67V92H65V89H64ZM44 88V89H43ZM51 90H50V89ZM1 89V88H0ZM30 89H32V90H30ZM39 89H41V91H42V89H43V91L41 92ZM47 91H46V90ZM55 89V90H54ZM61 89V90H60ZM2 90V89H1ZM0 90V91H1ZM15 90V91H14ZM26 91L27 92V95H26V93H23V91ZM39 90V91H38ZM46 91V93H45V91ZM13 91L15 92V93H13ZM20 92L19 94H20V98H19V94L17 93L16 94V92ZM24 91V92H25ZM36 91H38L37 93H38V96H36V94L37 93H35ZM60 91V92H59ZM63 91H64V94H63ZM73 93V94H75L76 95V97L74 98L73 96H75V95H73V94H71V92ZM11 92V93H10ZM44 92V93H43ZM55 92V93H54ZM43 93V94H42ZM47 93H49L48 95H47ZM62 95H61V94ZM113 93V92H112ZM115 94H118V93H116V92H114ZM12 94H14V96H16V98H19L18 100L19 101H17L16 102V99H15V97H11V96H13ZM22 94V95H21ZM23 94H25V98L26 99H28V102H30L31 103V105H28L27 106V104H30V103H28L27 102V100H25L24 101V96H23ZM28 94H30V95H28ZM39 94H42L41 96L39 95ZM54 94V95H53ZM60 94V95H59ZM67 94V95H66ZM68 94H71L72 96H70L71 97V99H73V101L71 100V102H70V97H68L69 95ZM115 94H113V95H115ZM0 95V96H1ZM9 95V96H8ZM36 97H35V96ZM52 95H53V97H52ZM57 95L60 97L61 96V98L60 99H62V97H63V99L62 100H60V102L58 103V101H59V97H57ZM65 95V96H64ZM105 96V94L104 93H101V94H99V96ZM112 95V94H111ZM5 96V97H4ZM27 96H28V98H27ZM47 96V97H46ZM51 96V97H50ZM106 96H108L107 94H106ZM168 96V95H167ZM10 97H11V99H15V101L14 100H12L11 102H10ZM30 97V98H29ZM34 97H35V99H34ZM40 97V98H39ZM64 97H66V98H64ZM67 97H68V99H69V101H68V99H67ZM23 98V99H22ZM46 98V99H45ZM52 99L51 100V103H49L50 105H49V108H46L47 107V104H48V102H50L49 100L50 99ZM77 98V99H76ZM21 99L24 101V103H25V106L26 107H24V103H22L21 102ZM30 99H31V101H30ZM41 99H42V102H40L41 101ZM76 99V101L74 102V100ZM6 100H8L9 101V103L6 101ZM35 100H37V101H35ZM39 100V101H38ZM64 100V102H66L65 100H67V103H64V102H62ZM13 101H14V103H13ZM34 101V102H33ZM55 103H54V102ZM6 102H7V105H6ZM16 102V103H15ZM19 102V103H18ZM21 102V103H20ZM39 102V103H38ZM64 104V105H62V103ZM73 102V103H72ZM76 102H78V103H76ZM19 104V106L20 107H18L17 105ZM27 103V104H26ZM33 103V104H32ZM54 103V104H53ZM4 104V105H3ZM10 104V105H9ZM12 104V105H11ZM21 104V105H20ZM23 104V105H22ZM37 104H38V106H37ZM41 104H43V105H41ZM59 105V107L57 106L56 107V105ZM67 104V106H65ZM71 106V108L69 107V109H68V106L69 105ZM72 104L74 105V104H76V105H80V106H78V107H81V108H83V110H81V108L79 109V108H77V106L75 107V108H73V106H72ZM14 105V106H13ZM41 105V106H40ZM60 105H62V106H60ZM122 105V106H121ZM9 106H12L11 108H13L12 110H13V112L14 113H12V111H11V109L9 108ZM33 106V107H32ZM34 106H36L35 108H37V107H40V110H39V108H37V109H35L34 108ZM53 106V107H52ZM55 106V107H54ZM18 107V109L19 110H17L16 108ZM113 107H115V108H113ZM119 107V108H118ZM129 107V108H128ZM1 108H2V110H1ZM22 108H24L23 110H22ZM50 108H51V110H50ZM57 108V109H56ZM63 108V109H62ZM77 108V109H76ZM26 109H28V110H26ZM33 109V111H31V110ZM60 109V110H59ZM73 109V110H72ZM76 109V110H75ZM81 111V114H82V112L84 113V114H82L83 115V117H82V115L80 114V111ZM111 110V111H109V110ZM113 109V110H112ZM11 112H10V111ZM25 110V111H24ZM37 110V111H36ZM42 110H44V111H42ZM47 110H48V112H47ZM53 110H54V112H53ZM62 110H64L65 112L63 113V111ZM87 110H88V108H87ZM90 110V111H91ZM97 110V111H96ZM99 110H100V114L98 113L99 112ZM117 110H120V112L122 113V114H124V115H121L122 117L124 116V118H122V119H120L118 116L120 115H118V113H117V117L119 118V121L117 120V122H115L114 123V125L116 124V123H118V122H120V120H123L124 121V124H123V121H121L119 124H116L115 126L114 125H112V127H109V131L114 135V136H116V139H115V137L114 136H112V134L110 133H107L106 131H105V133L103 132V130H105V129H107V128H105V127H103V126H109V125H107V121L104 119V121L106 122V124L104 125V124H102V119L103 118H105V116H108L109 114L111 115V116H113L112 114L114 113L115 114V116L114 117H116V113L115 112H118ZM161 110V111H160ZM17 111H19L18 112V114H17ZM22 111H23V114H19V113H22ZM26 111H28V114H25L26 113ZM62 111V112H61ZM76 111H78V113L76 112ZM97 113H95V112ZM140 111V112H139ZM156 111H157V113H156ZM166 111V112H165ZM38 113L39 115H40V117H39V115L37 116V114L35 115V113ZM44 112V113H43ZM50 112L52 113V114H50ZM56 112H58V113H56ZM69 112H73L72 114H70ZM102 112V113H101ZM105 112H107V113H109V114H107V113H105ZM113 112V113H112ZM119 112V113H120ZM131 112V113H130ZM159 112V113H158ZM184 112V113H183ZM32 113V114H31ZM49 113V114H48ZM57 115H56V114ZM66 113V114H65ZM90 113V114H89ZM104 113H105V115H104ZM126 113V114H125ZM134 113V114H133ZM138 113H139V116H138ZM148 113V114H147ZM149 113L151 114V115H149ZM161 113V114H160ZM8 114V115H7ZM11 114V115H10ZM14 114V115H13ZM54 114V115H53ZM61 114V115H60ZM63 114H65L64 116H63ZM68 114H69V116H68ZM130 114V115H129ZM133 114V115H132ZM157 114H159L157 117L159 118V120H160V118L162 119V118H164V117H166L167 116V118L166 119H162V121H158V120H156V119H158V118H153V116L154 117H156V115ZM162 114H164V115H162ZM174 114V116H173V118H172V116L170 117L169 115H173ZM182 114V115H181ZM22 115H23V118H22ZM35 115V116H34ZM46 115H48V116H46ZM52 115H53V118H51L52 117ZM75 115V116H74ZM80 115V116H79ZM91 115V116H90ZM95 116V118H94V116ZM98 115H99V117H98ZM109 115V117H111ZM136 115V116H135ZM143 115H145V116H143ZM147 115H149V116H147ZM153 115V116H152ZM161 115V116H160ZM176 115V116H175ZM178 115H179V117H178ZM180 115H181V117H180ZM12 116V117H11ZM25 116H26V118H25ZM33 116V118H31ZM43 116V117H42ZM56 118H55V117ZM64 118H63V117ZM71 116V117H70ZM73 116V117H72ZM79 118H78V117ZM93 116V117H92ZM101 116H102V118H101ZM120 116V117H121ZM131 116V117H130ZM135 116V117H134ZM163 116V117H162ZM18 119H17V118ZM37 119H36V118ZM68 117V118H67ZM83 118V119H80V118ZM90 117H91V119H90ZM99 118V120L101 121V122H99L100 124H98V125H102V127L104 128V129H102L101 130V126L99 127L98 125H94L95 123H98V118ZM108 117V119L110 120V119H112V117L111 118H109ZM113 117V118H114ZM116 117V118H117ZM144 117V118H143ZM148 117V118H147ZM175 117V118H174ZM177 117V118H176ZM2 118V119H1ZM16 118V119H15ZM28 118V119H27ZM50 118H51V120H50ZM63 118V119H62ZM74 119L75 121L76 120H83L82 121V124H81V122H80V124H79V121H76V123L74 122V120H72V119ZM75 118H78V119H75ZM88 118H89V120L91 121H89L88 120ZM93 118V119H92ZM107 118V117H106ZM139 118V119H138ZM6 119V121L4 122L3 120H5ZM7 119H10V120H8V123H6L7 122ZM11 119H15V120H11ZM49 121H48V120ZM55 119V120H54ZM57 119V120H56ZM62 119V120H61ZM65 119V121H63ZM67 119H68V121L69 122H67ZM70 119V120H69ZM96 119V120H95ZM126 119V120H125ZM131 119V120H130ZM146 120V122L144 121V120ZM148 119V120H147ZM172 119H174V120H172ZM16 120H20L19 122L18 121H16ZM21 120H22V122H21ZM30 120V121H29ZM33 120V123L31 122ZM71 120H72V122H71ZM129 120H130V122H129ZM136 120V121H135ZM137 120H139V122L137 123ZM142 120V121H141ZM155 120V121H154ZM164 120H165V122H167V124H169V125H172L171 127H169V125L167 126L166 125V123L164 122ZM170 120V121H169ZM172 120V121H171ZM183 120V121H182ZM195 120V121H194ZM28 121H29V125H28ZM36 121V122H35ZM40 122V123H38V122ZM53 121H55L56 123H54V124H56L55 126H54V124H53V126L54 127H56V128H54L53 126H51V124L49 125V123H52ZM63 121V122H62ZM85 121L88 123V124H90V123H92V122H95L94 124H91V127H93L92 125H94L95 127H96V129L98 128V130H95L94 128H93V130L94 131H92V129H91V131L89 130V132L92 134V132H94V134H92L93 135V137H94V139H92L93 141H99V140H101V141H99V142H97V144H95V142H93V141H91L90 142V140H91V138H89V137H92V135L90 134L89 135V137H86L88 134H87V132H86V128H85V125H86V123H85ZM135 121V122H134ZM147 121H148V123H147ZM195 122V123H193V122ZM49 122V123H48ZM60 122H62V125H61V123ZM105 122H103V123H105ZM126 122V123H125ZM152 124H151V123ZM160 122V123H159ZM191 122V123H190ZM207 122H209V121H207ZM10 123V124H9ZM14 123V124H13ZM23 123H25V124H23ZM48 123V124H47ZM59 123V124H58ZM73 123H75V125H74V127L72 126L73 125ZM79 125H82V126H79L80 128H81V130L78 128V124ZM83 123H85L84 125H83ZM130 124V123H136L135 125L133 124H130L131 126H134V128L133 127H131V126H129L128 124ZM139 123H142V124H139ZM171 123V124H170ZM2 124V125H1ZM20 124V125H19ZM32 126H31V125ZM45 124V125H44ZM122 124H123V126H122ZM141 126V125H143L142 127L143 128H141L139 125ZM158 124V125H157ZM161 124V125H160ZM11 125V126H10ZM14 125V126H13ZM18 125V126H17ZM35 127H34V126ZM41 125H42V127H41ZM46 125H48V126H46ZM59 125H61V126H59ZM67 125V126H66ZM127 125V126H126ZM155 125V126H154ZM160 125V126H159ZM22 126V127H21ZM24 126H26L25 128H26V130H27V132L26 131H24ZM38 126V127H37ZM69 126H71V127H69ZM111 126V125H110ZM153 126V127H152ZM11 127H12V129H11ZM14 127V128H13ZM32 127L34 128V129H32ZM41 127V128H40ZM49 127H52V129H54V130H52L51 128H49ZM57 127L58 128H60V129H57ZM66 127H67V129H66ZM72 127L73 128H75L76 130V132L77 133H79V132H82L81 134H79V136H78V134L76 133V132H73V131H71V129H72ZM118 127V128H117ZM131 127V128H130ZM149 127V128H148ZM150 127H151V129H150ZM156 127H158V131H157V128ZM167 128V129H165V128ZM169 127V128H168ZM199 127H201V126H199ZM260 127H262V128H260V129H262V131L264 130V126L262 125V126H260ZM36 128H37V133H34V132H36ZM40 128V129H39ZM46 128H47V130H46ZM71 128V129H70ZM84 130H83V129ZM99 128H100V130L101 131H99ZM117 128V131H115V129ZM121 128V129H120ZM161 128V129H160ZM252 128V127H251ZM255 128V127H254ZM252 128L251 130L252 131H248V132H246L245 130H243L244 131V134H243V131H242V134L244 135V137H243V135L241 134V136H242V138H240L241 136H240V134H239V138L240 139H238V140H240V141H238L239 142V147L242 149H249L250 148V151H252L253 150V152H255V153H258V155H260V157H261V159L262 160H264V137L261 139L260 138V140H259V138L258 137H256L257 136V134H255V136H254V138H250V135H252L251 133H253L254 131H256L257 130V128ZM259 128V127H258ZM7 129V130H6ZM45 129V130H44ZM49 129V130H48ZM64 129V130H63ZM77 129L78 130H80L79 132L77 131ZM123 129V130H122ZM143 129H145V130H143ZM150 129V130H149ZM156 129V130H155ZM160 129V130H159ZM20 130H23V132L22 131H20ZM33 130V131H32ZM40 130V131H39ZM51 130V131H50ZM56 130H57V133H55L56 132ZM62 130H63V132H62ZM65 130H66V132H65ZM72 132L71 133V137H69V135H68V133L70 134V131ZM73 130V129H72ZM118 130H119V132H118ZM122 130V131H121ZM125 130H126V132L128 131V133H126L125 132ZM138 131L139 130V133L137 134V132L136 131ZM152 130V131H151ZM161 130H164V131H161ZM247 130H249L248 128H247ZM20 131V132H19ZM98 132L97 134H96V132ZM121 131V132H120ZM124 131V135L122 136V132ZM0 132H1V128H0ZM48 132H51L52 134L53 133H55L54 135H52L51 133L49 134ZM65 132V133H64ZM100 132H102V134H99ZM117 132V133H116ZM145 133V135H144V133ZM147 132V133H146ZM150 132V133H149ZM32 133V135H30ZM40 133V134H39ZM62 133V134H61ZM63 133H64V135H63ZM74 133V134H73ZM87 135H86V134ZM107 133V134H106ZM126 133V134H125ZM143 135H142V134ZM148 133H149V135L151 136L150 138H149V135H148ZM176 133H178L177 131H175V132H172V133H170V138H169V142L167 141V142H165L164 143V145H163V148H165V146H167L168 145V143H169V148H168V150H167V152L166 153H168L169 154V152L172 150L173 151V144H174V146H176L175 145V143L173 142L174 141V138H172V134H173V137L175 136L174 134H176ZM178 133V134H179ZM241 133V132H240ZM246 133H248V134H246ZM257 133V132H256ZM56 134H57V136H56ZM86 136H85V135ZM99 134V135H98ZM103 134H105V135H103ZM118 134V135H117ZM120 134V135H119ZM152 134V135H151ZM157 136H156V135ZM254 134V133H253ZM2 135H0V136H2ZM50 136V137H48V138H50V140L49 141H52V136L55 138H53V140H55V141H53V142H49L48 140H44L45 139V137L46 136ZM60 135H62V136H60ZM86 137V139H85V142H84V140L82 141L83 142V146L84 145H86V147L84 146V151L81 153V151H82V149H83V146H82V144H81V146L79 145L80 143H82V142H80V143H76V141H74V140H77L78 138H82V137H84V136ZM102 135V136H101ZM130 135V136H129ZM160 135V136H159ZM14 136V137H13ZM20 136V137H19ZM31 136V137H30ZM44 136V138H42ZM56 136V137H55ZM61 137L62 139H60V138H57V137ZM68 136V137H67ZM82 136V137H81ZM99 136L100 137H104L105 139H104V141L102 140L103 138H99ZM107 136H108V138H107ZM109 136H112V137H109ZM118 136V137H117ZM134 136H136V137H134ZM249 136V137H248ZM92 137V138H93ZM95 137H98V138H95ZM153 137V138H152ZM156 137H158V138H156ZM1 138V139H2ZM33 138H34V140H33ZM42 138V139H41ZM57 138V139H56ZM73 138V139H72ZM77 138V139H76ZM87 138H89V140H87ZM109 140V142L108 141H105V140H107V139ZM110 138H112V139H110ZM119 138V139H118ZM138 138V139H137ZM156 138V139H155ZM20 141H19V140ZM25 139V140H24ZM46 139H47V137H46ZM69 139V140H68ZM72 139V140H71ZM96 139V140H95ZM148 139V140H147ZM152 139V140H151ZM42 140V141H41ZM59 142H58V141ZM62 140V141H61ZM87 140V141H86ZM120 142H119V141ZM125 140H128L127 142L125 141ZM132 140V141H131ZM140 140V141H139ZM144 142H143V141ZM172 140V141H171ZM176 140V141H177ZM19 143H18V142ZM43 141H45V143H43ZM46 141H48V145H47V142ZM56 141H57V143H56ZM67 141H69V142H67ZM70 141H71V143H70ZM89 141V142H88ZM103 141V142H102ZM116 141H118V142H116ZM131 141V143H129ZM137 143H135V142ZM150 141V142H149ZM178 141V142H179ZM2 142V143H1ZM16 142V143H15ZM21 142V143H20ZM24 142V143H23ZM102 142V143H101ZM111 142V143H110ZM122 142V143H121ZM139 142V143H138ZM142 142V143H141ZM199 142V141H198ZM6 143V144H5ZM39 143H41L40 145H39ZM56 143V144H55ZM61 143H66V145L64 144H62V145H60ZM75 143L77 144V145H79L80 146V148H79V150H78V152L79 153H81L82 155H83V157H81V155L79 154V155H75L74 154V149H77V147H79V146H77V145H75ZM85 143H89L90 145H92L93 143V145L92 146H90L91 147V149L93 148L94 150H95V148L96 149H98V150H91V149H88L87 151H88V153H84V152H87L86 151V149L87 148H90V147H87V145L88 144H85ZM106 143H107V145H106ZM109 143V144H108ZM115 143H117V145L115 144ZM121 145H120V144ZM128 144V145H126V144ZM147 143V144H146ZM151 143V144H150ZM156 143V145H157V149L160 147V145H158ZM171 143V144H170ZM4 144V145H3ZM9 144V145H8ZM19 144V145H18ZM29 144V145H28ZM31 144V145H30ZM51 144V145H50ZM54 144V145H53ZM71 144V145H70ZM100 144V145H99ZM114 144V145H113ZM123 144H125V145H123ZM135 144H136V146H135ZM199 145L201 144L200 142L198 143ZM60 145V146H59ZM72 145H75L73 148L74 149H71V146ZM94 145H96V147L94 146ZM97 145H99V146H97ZM105 145H106V148H105ZM112 145V146H111ZM119 145V146H118ZM130 145V146H129ZM134 145V146H133ZM139 145V146H138ZM145 145V146H144ZM202 145V144H201ZM241 145V146H240ZM9 146H10V148H12V149H10L9 148ZM13 146V147H12ZM34 146V147H33ZM47 148H46V147ZM52 146V147H51ZM64 146V147H63ZM70 146V147H69ZM77 146V147H76ZM89 146V145H88ZM101 146V147H100ZM107 146H109V147H107ZM111 146V147H110ZM116 147V149H115V147ZM118 146V147H117ZM128 146H129V148H131V149H133V147H134V149H133V154H131V152H129V151H126V149H128L129 150V148H128ZM132 146V147H131ZM142 146V147H141ZM8 147V148H7ZM14 147H16V148H14ZM24 147V148H23ZM30 147V148H29ZM42 147V148H41ZM61 149H60V148ZM100 147V148H99ZM114 147V148H113ZM122 147H124V148H122ZM136 147V148H135ZM140 147V148H139ZM150 147V148H149ZM4 148H7L6 150H3ZM13 148L15 149V150H13ZM20 148V149H19ZM26 148V149H25ZM49 148H51L50 150H49ZM58 148V149H57ZM67 148V149H66ZM102 148V149H101ZM111 150H110V149ZM118 148V149H117ZM144 148V149H143ZM17 149V150H16ZM31 149H33V151L31 150ZM64 149V150H63ZM66 149V150H65ZM70 149V150H69ZM104 149H105V151H104ZM114 149V151H112ZM122 149V150H121ZM131 149H130V151H131ZM142 149V150H141ZM155 149H156V147H155ZM156 149V150H157ZM242 149V150H243ZM59 150V151H58ZM68 150V151H67ZM81 150V151H80ZM90 150V151H89ZM103 150V151H102ZM117 150V151H116ZM140 150L142 151L141 153H140ZM144 150V151H143ZM184 150H186V149H184ZM3 151V152H2ZM22 151H24V153L22 152ZM31 151V152H30ZM54 153H53V152ZM65 151V152H64ZM119 151H120V154H119ZM136 153H135V152ZM139 151V152H138ZM172 151H171V158L172 157H174L176 154H174L173 155V153H172ZM174 151H175V153H177L176 152V147H175V149H174ZM173 151V152H174ZM6 152H9V154H12V155H9L8 153H6ZM66 152H67V154H66ZM69 152H71L70 154H69ZM78 152L76 153V154H78ZM122 152L124 153L123 155H122ZM130 154H129V153ZM3 153V154H2ZM62 153H63V155H62ZM94 153V154H93ZM97 153V154H96ZM108 153V154H107ZM118 153V154H117ZM138 153H139V155H138ZM181 153H182V151L179 153L178 152V154L177 155H181ZM184 153H186L185 151H184ZM6 154V155H5ZM24 154V155H23ZM26 154V155H25ZM32 156H31V155ZM34 154V155H33ZM69 154V155H68ZM108 155V156H106V155ZM112 154V155H111ZM116 154V155H115ZM127 154H129V155H127ZM3 155H5V156H3ZM20 155V156H19ZM30 155V156H29ZM52 155V156H51ZM54 155H55V158H56V160H55V158H54ZM57 155V156H56ZM72 155H73V157L74 156H76L75 158H73L72 157ZM94 155V158H95V160H94V158H92V156ZM105 155V156H104ZM115 157H114V156ZM143 155H144V157H145V159L143 158ZM11 156L12 157V159H11V157L9 158V157ZM23 156V157H22ZM35 156V157H34ZM60 156V157H59ZM78 156L80 157L79 159H81L80 160V162L83 160V159H85V160H87V161H82V164H85V165H88V163L87 162H89L90 161V159H93V160H91L90 161V165H88V167H91V170L94 168V165H96L95 167H99V168H95L94 169V171L95 172H97V170H98V172H99V174L98 173H95L94 171H91V172H93V174H90L91 176L89 177L88 176V181H87V183L86 182H84L83 184H82V182L80 183V182H76L77 180L75 179L76 177H77V173L79 172L78 170H77V168H79V170L82 168V166H85V165H81V166H79V167H77L78 165H80V164H78L79 162H77L78 161ZM119 156H121V157H119ZM129 156V157H128ZM6 157V158H5ZM8 157V158H7ZM22 157V158H21ZM29 157V158H28ZM50 157V158H49ZM86 157H89V159L88 158H86ZM105 157H107V158H105ZM112 157H114L115 158V160H113L114 158H112ZM116 157H117V159H116ZM119 157V158H118ZM128 157V158H127ZM24 158H27V159H24ZM31 158V159H30ZM33 158V159H32ZM51 158H52V161H51ZM62 158V159H61ZM65 158V159H64ZM68 158H70V159H68ZM73 158V159H72ZM100 158H102L101 159V161H100ZM103 158H105L104 159V161H103ZM109 158V159H108ZM123 158V159H122ZM125 158V159H124ZM170 158V155H169V158H167V159H165V161H167V163H168V161L171 159ZM9 159V160H8ZM11 159V160H10ZM21 159H22V161H21ZM75 159V160H74ZM110 159H111V162H109L110 161ZM119 159H121L120 161H118ZM127 159V160H126ZM128 159H131L132 161H128ZM178 157H176V158H172V160L174 161V165L172 164V166L173 167H175L176 166V164L178 163H176V161H178ZM5 160V161H4ZM16 161V163L15 162H13V161ZM29 160V161H28ZM49 160V161H48ZM72 161L73 163V165H74V163H75V165L74 166H72V165H70L71 163L69 162V161ZM77 160V161H76ZM96 160H98V161H96ZM107 160H109L108 162L109 163H106L105 161H107ZM117 160V161H116ZM140 160V161H141ZM147 160V161H146ZM156 159H154V161H155ZM161 160H162V162H161ZM161 160H159V163H160V167L158 168V170L156 171V177H155V180H156V182H158V185H157V189L160 191H163V190H165V192H166V189L165 188H167L168 186V184L167 183H170L171 181L173 182L174 181V178H173V176H170V177H172V178H170V177H168L169 176V172L167 171V170H169L168 168L167 169H164L165 171V173L164 172H161V173H164V174H161L160 173V170L162 171L163 170V168H164V165H166V164H164L163 165V163H164V161H163V159H161ZM1 161H2V163H1ZM6 161H8V162H6ZM10 161V162H9ZM28 161V162H27ZM32 161V162H31ZM51 161V162H50ZM76 161V162H75ZM96 161V163L94 164L93 162H95ZM100 161V163H97V162H99ZM112 161H114V163H112ZM115 161H116V163H115ZM122 161V162H121ZM124 161V162H123ZM128 161V162H127ZM144 161L146 162L145 164H144ZM47 162H49V163H47ZM53 162V163H52ZM64 162H66L67 164H63L62 165V163H64ZM70 164H69V163ZM85 162V163H84ZM106 164H105V163ZM119 162V163H118ZM126 162V163H125ZM3 163H4V165H3ZM21 163H22V165H21ZM25 163H27V164H25V166H23ZM52 163V164H51ZM58 163H60V164H58ZM77 163V164H76ZM112 163V164H111ZM121 163V164H120ZM123 163H124V166H122L123 165ZM176 163V164H175ZM9 164H11V165H9ZM54 164H56V165H54ZM58 164V165H57ZM91 164H94V165H92L91 166ZM113 164H115V166H113ZM118 164V165H117ZM52 167H51V166ZM70 165V166H69ZM100 165V166H99ZM116 165H117V167H116ZM121 165V166H120ZM163 165V166H162ZM179 165V164H178ZM8 166H9V171H8ZM11 166V167H10ZM15 168H14V167ZM24 168H23V167ZM30 166H32V168L30 167ZM40 166H41V168H40ZM46 166H48V167H46ZM56 166H58V167H56ZM76 166V167H75ZM101 166H105V167H101ZM119 166V167H118ZM134 166V167H133ZM143 166V167H142ZM146 168H145V167ZM3 167V168H2ZM27 167H29V168H27ZM48 169L47 171H46V169ZM56 168V169H54V168ZM71 167H75L74 169H76L77 170V172L75 173V172H73V169L71 168ZM81 167V168H80ZM87 167V166H86ZM109 169H108V168ZM123 169H122V168ZM129 167H131V166H129ZM163 167V168H162ZM20 168H22V169H20ZM31 168V169H30ZM59 168H60V170H59ZM65 168H71L72 170V172H70V170L68 171V172H66L67 174H64L65 172L63 171V169L66 171L67 169H65ZM84 168V167H83ZM112 168V169H111ZM119 170H118V169ZM161 168V169H160ZM5 169H6V172H4L5 171ZM26 169H28V170H26ZM54 169V170H53ZM62 169V170H61ZM102 169H103V171H102ZM121 169V170H120ZM23 170V171H22ZM53 170V171H52ZM109 170H111V171H109ZM7 171L9 172V174L6 176V174H7ZM21 171V172H20ZM30 171V172H29ZM32 171V172H31ZM75 171V170H74ZM101 171H102V173H101ZM137 171V172H136ZM54 172L57 174H54ZM61 172H63V173H61V175H60V173ZM70 172V176H71V173H72V178H73V180L71 179V177L70 176H67V175H69L68 173ZM108 174V176H107V174ZM116 173V175H115V173ZM119 172V173H118ZM168 174H167V173ZM12 173V174H11ZM24 173V174H23ZM73 173L75 174L74 176H73ZM101 173V174H100ZM112 173V174H111ZM29 176H27V175ZM34 174V175H33ZM63 174V175H62ZM98 174V175H97ZM111 176H110V175ZM114 174V175H113ZM120 174V176H118V175ZM161 175L162 177H160L159 175ZM4 175V176H3ZM23 175H25L24 177H23ZM53 175V176H52ZM56 175V176H55ZM60 175V176H59ZM101 176V178L98 180V178L99 177H97V176ZM113 175V176H112ZM165 175H167V176H165ZM14 177L12 180H11V177ZM17 176V177H16ZM19 176H21V178L19 177ZM44 176V177H43ZM52 176V177H51ZM62 176H64V177H68V178H70V179H68V181L65 179V178H63ZM78 176H79V173H78ZM107 178H106V177ZM118 176V177H117ZM122 176H123V178H122ZM159 176V177H158ZM164 176H165V178L167 179H164ZM10 177V178H9ZM25 177H26V179H25ZM61 178V179H63L62 181H60L59 179H57V178ZM105 177V178H104ZM109 177V178H108ZM8 178V179H7ZM19 178V179H18ZM25 180H24V179ZM89 178H90V181L91 180H93L92 182L94 183L93 185L91 184L92 182H89ZM95 178L97 179V181L95 180ZM102 178H104V179H102ZM114 178V179H113ZM120 178V179H119ZM162 179V180H160V179ZM170 178V182L168 181V179ZM7 179V180H6ZM9 179H10V182H9ZM21 179V180H20ZM45 179V180H44ZM74 179L76 180V181H74ZM109 179H111V180H109ZM5 180V181H4ZM18 180H20V182L18 181ZM50 180H52V181H50ZM106 180H108V181H106ZM137 180L139 181V182H137ZM140 180H142V181H140ZM158 180V181H157ZM164 180H165V183H164ZM2 181V182H1ZM7 181V182H6ZM13 181H14V184H13ZM25 181V182H24ZM46 181V182H45ZM58 181H60V182H64L63 184L62 183H60L59 182V184H58ZM70 181V182H69ZM106 183H105V182ZM123 181V182H122ZM160 181H162V183L160 182ZM168 181V182H167ZM18 183V184H16V183ZM24 182V183H23ZM27 182V183H26ZM50 182V183H49ZM73 182V183H72ZM74 182H76V183H78V184H76V183H74ZM101 182V183H100ZM172 182L170 183V185L169 186H171V184H172ZM23 183V184H22ZM42 183H43V185H42ZM49 185H48V184ZM54 183V184H53ZM57 183V184H56ZM67 183H69V184H67ZM79 183H80V186H81V184H82V186L80 187V186H78L79 185ZM109 183V184H108ZM137 183V185H135ZM161 184V186H160V184ZM163 183H164V185H165V187H164V189H163ZM174 183V182H173ZM12 184L13 185H15V188H16V190L15 189H13L14 188V186H12ZM22 184V185H21ZM26 184V185H25ZM47 184V185H46ZM51 184H52V186L54 185V187H52L51 186ZM71 184V185H70ZM74 184V185H73ZM90 184H91V186H93V187H91L90 186ZM96 184V185H95ZM98 184V185H97ZM115 184H116V187H112L113 185L115 186ZM143 184V185H142ZM21 185V186H20ZM59 185H61V186H59ZM76 185V186H75ZM83 185H84V188H83ZM1 186H3V187H1ZM7 186V187H6ZM17 186H18V188H17ZM41 186H45L44 188L43 187H41ZM48 186V187H47ZM65 186V187H64ZM72 186V187H71ZM86 186H87V190H86ZM96 186V187H95ZM110 186V187H109ZM133 186H135V187H133ZM13 187V188H12ZM35 187L36 189H33V188ZM41 187V188H40ZM47 187V188H46ZM52 187V188H51ZM67 187V188H66ZM78 187H80L79 188V191L78 190H74L73 191V189L75 188V189H78ZM88 187H89V189H88ZM109 187V188H108ZM139 187H137V188H139ZM159 187V188H158ZM162 187V188H161ZM29 189V191H27L28 189ZM64 188L66 189V190H64ZM69 188H73V189H69ZM91 188L92 189H94L95 188V190L93 191V190H91ZM133 188V189H132ZM134 189V193L135 192H137L138 191V189ZM161 188V189H160ZM25 189H27V190H25ZM42 191H41V190ZM51 189V190H50ZM54 191H53V190ZM57 189V190H56ZM59 189H61V192H60V190ZM84 189V190H83ZM100 189V190H99ZM107 190V191H105V190ZM117 189H118V191H117ZM120 189V190H119ZM125 189V190H124ZM168 189V188H167ZM11 190V191H10ZM15 190V191H14ZM30 190H32V191H30ZM37 190H39V191H37ZM45 190V191H44ZM53 192L52 194H51V192ZM59 190V191H58ZM81 190H83V191H85V194H83L84 192H82ZM105 191V193H104V191ZM140 190V191H141ZM3 191V192H2ZM41 191V193H44L45 192V194H41L40 195V193H38V192H40ZM47 191V192H46ZM49 191V192H48ZM64 192V194H63V192ZM76 191L78 192V194L80 195H76ZM81 191V192H80ZM88 191V192H87ZM92 191V192H91ZM97 191V192H96ZM101 191V192H100ZM108 191H111V192H108ZM117 191V192H116ZM4 192H6V193H4ZM15 194H13V193ZM25 192V193H24ZM30 192V193H29ZM37 192V193H36ZM60 192V193H59ZM66 192V193H65ZM67 192H69V193H67ZM90 192V193H89ZM94 192V193H93ZM99 192V193H98ZM103 192V193H102ZM123 192V193H122ZM132 192V193H133ZM139 192V191H138ZM164 192V193H165ZM167 192H168V190H167ZM167 192H166V194H167ZM10 193H12L11 194V196H10ZM32 194V195H30L29 196V194ZM50 193V194H49ZM75 195L74 196V198H75V200H74V198H73V194ZM96 193H98V195L96 194ZM113 193H117V194H113ZM118 193H119V195H118ZM122 195H121V194ZM3 194V195H2ZM6 194H8V195H6L7 196V198L6 197H4ZM25 194H28V196L27 197H25V196H23V195ZM37 196H36V195ZM48 194V195H47ZM56 194L58 195V194H60V195H58V198H57V196H56ZM88 194H89V196H88ZM91 194V195H90ZM108 194V195H107ZM114 196H113V195ZM161 194L163 195V192H161ZM12 195H14V197L12 196ZM20 195H21V197L23 196V198H21L20 197ZM35 195V196H34ZM39 195V196H38ZM52 195V196H51ZM54 195V196H53ZM67 195H70V200L68 199V198H66L67 197ZM72 195V196H71ZM112 195V196H111ZM1 196H3V198L1 197ZM10 196V197H9ZM43 196V197H42ZM49 198H48V197ZM56 196V197H55ZM59 196L62 198L63 196V199H62V201H61V198L59 199ZM83 196V197H82ZM86 196H88V197H86ZM96 196V197H95ZM108 198H106V197ZM111 196V197H110ZM115 196H117V197H115ZM122 196V198H120ZM163 196H165V195H163ZM9 197V198H8ZM32 197L34 198L35 197V200L34 199H32ZM55 197V198H54ZM72 197V198H71ZM82 197V198H81ZM92 197H93V199L94 198H98L97 200H100V201H98V203L99 204H101L102 205V210H105L104 212L103 211H101L103 214H99L100 216H95L94 214L95 213H92V212H89V211H91L90 210V208H89V203H91V201L90 200H93L92 199ZM114 197V198H113ZM26 198V199H25ZM43 198V199H42ZM46 198H47V200H46ZM165 198V197H164ZM23 199V200H22ZM37 199V200H36ZM42 199V200H41ZM44 199L47 201H44ZM55 199V200H54ZM57 199V200H56ZM58 199H59V201H60V204L62 205V206H64V204H62V203H65V202H63V201H66V202H68V204L67 203H65V208H67L68 207V205L69 206H72V204H74V206L75 207H72L71 208V210H70V208L68 207V209H66V210H69L70 212H68V213H70V217L72 216V219H69V216H67L66 218H67V220H69V222L68 223H64V222H62L61 221V217L63 216L60 212H61V210H62V213H65L66 212V210L64 211V208L62 207V209H61V207H60V205H58L57 203H58ZM68 201H67V200ZM76 199H78V201L80 200L81 201V199H82V201L81 202H78V201H76ZM87 199V200H86ZM119 199V200H118ZM121 199V200H120ZM15 200V201H14ZM25 200V201H24ZM29 200H32L31 202L32 203H34V201H35V204L37 205V206H40V207H37L35 204H30L31 202H29ZM84 200H86V201H84ZM105 202H104V201ZM110 200H111V202H110ZM114 200L116 201V202H114ZM17 201H18V203L19 204H17ZM37 201V202H36ZM40 201V202H39ZM44 201V202H43ZM54 201V202H53ZM57 201V203H55ZM72 201V202H71ZM75 201V202H74ZM87 201H90V202H87ZM113 201V202H112ZM26 202V203H25ZM29 202V203H28ZM62 202V203H61ZM69 202H71V205L69 204ZM78 202V203H77ZM84 202H85V204H84ZM104 202V203H103ZM121 204H120V203ZM164 202V203H163ZM40 203V204H39ZM52 205H51V204ZM54 203V204H53ZM83 203V204H82ZM117 203H119L118 205H117ZM29 204V206H30V209H28V211L27 212H29V211H31V213L29 212L28 214H24V213H27V212H25V207H26V209H27V207H29V206H27V205ZM50 206H49V205ZM78 206H77V205ZM81 204V205H80ZM88 204V205H87ZM105 204V205H104ZM106 204H109V205H106ZM110 204L112 205V208H111V206H110ZM162 204H165V201L163 200L162 201ZM15 205V206H14ZM17 205V206H16ZM26 205V206H25ZM34 205H35V208H37V209H34ZM57 205V206H56ZM67 205V206H66ZM120 205V206H119ZM14 206V207H13ZM105 207V209H103L104 207ZM118 206V207H117ZM9 207H12V208H9ZM22 207V208H21ZM24 207V208H23ZM32 207V208H31ZM59 207V208H58ZM76 207H77V209H76ZM80 207V208H79ZM108 207H109V209H110V211H111V209H113V207L115 208V209H113L114 211H112V212H110L109 211V209H108ZM38 208H40V210L38 209ZM74 208V209H73ZM83 208V209H82ZM87 208V209H86ZM107 208V209H106ZM118 208V209H117ZM10 209V210H9ZM11 209H13V210H11ZM17 209H19V210H17ZM24 211H23V210ZM72 209H73V212H72ZM76 209V210H75ZM79 209H81V210H83V211H81V210H79ZM7 210H9V212L7 211ZM17 210V211H16ZM36 210V211H35ZM58 210V211H57ZM75 210V211H74ZM120 210V211H119ZM122 210V211H121ZM11 211V212H10ZM16 211V212H15ZM20 211V212H19ZM23 211V212H22ZM64 211V212H63ZM19 212V213H18ZM37 212L39 213H42V217H41V214L39 213V215L37 214ZM45 212H47V213H45ZM53 212H55V214L53 213ZM59 212V213H58ZM75 212H77V214H78V216H77V214H75ZM80 212V213H79ZM89 212V213H88ZM120 212V213H119ZM14 214V216H13V214ZM24 214V215H22V214ZM57 213V214H56ZM84 214V216H83V214ZM177 213V212H176ZM179 213H181L180 215H182V212H179L178 211V215H179ZM2 214H3V216H2ZM5 214H7V215H5ZM33 215L32 217H31V215ZM37 214V216H34V215H36ZM47 214V215H46ZM72 214V215H71ZM81 214V215H80ZM91 214V215H90ZM23 217H22V216ZM51 215V216H50ZM53 215H55V216H53ZM60 215H62L61 217H60ZM80 215V216H79ZM90 215V216H89ZM122 215V216H121ZM179 215V216H180ZM30 216V217H29ZM40 218H39V217ZM43 216H44V218H43ZM48 216V217H47ZM74 216V217H73ZM82 216V217H81ZM86 216H87V219H86ZM97 218V221H96V219H94L95 217ZM106 216V217H105ZM116 216V217H115ZM178 216V219L181 217H179ZM9 217V218H8ZM36 217V218H35ZM51 217V218H50ZM53 217V218H52ZM90 219H89V218ZM111 217V218H110ZM120 219H119V218ZM173 217H175V216H173ZM37 218H39V219H37ZM43 218V219H42ZM80 218L83 220V221H81L80 220ZM92 218V219H91ZM99 218V219H98ZM116 218H118V223L116 222L117 221V219ZM177 217H175L174 218V224H173V222H172V219H169V221L167 222V227L168 228H170L171 229V227H169L170 225H173V227H174V225H175V223L177 222L178 223V219H176ZM5 219H7L6 220V222L4 221ZM24 219H26V220H24ZM42 219V220H41ZM59 219H60V221H59ZM74 219V220H73ZM99 220V221H98ZM129 220V221H128ZM180 220V219H179ZM2 221V222H1ZM26 222V225H25V222ZM75 221V222H74ZM89 221H87V222H89ZM114 221V222H113ZM120 221V222H119ZM131 221V222H130ZM62 224H61V223ZM72 224H71V223ZM130 222V223H129ZM171 222V223H170ZM12 223H13V225H12ZM24 223V224H23ZM53 223V224H52ZM71 225H70V224ZM83 223H84V226H83ZM85 223H86V227H85ZM108 223V224H109ZM110 223V224H111ZM121 223V224H120ZM3 224V225H2ZM7 226H6V225ZM31 224V225H30ZM34 224V225H33ZM57 225L58 224V228H57V226H55V225ZM64 224V225H63ZM96 224H94V225H96ZM119 224H120V226H119ZM170 224V225H169ZM18 225V228H19V226H21V225H25L26 226V228L27 229H29V230H27V231H29V232H27V234H25V233H21V232H18V230L19 229H17V227H15V226H17ZM38 225H40V226H44V227H42L43 228V232H44V228H45V234H44V239H45V236H46V234L47 233H49V231L51 230V228H52V230L50 231V232H52L54 229H55V227H56V237H57V233H59L58 234V237L57 238H55L54 237V239H53V237H51L50 238V233L49 234H47V238L45 239V241L46 242H42L43 244H44V246H51V248H49V249H47L48 247H44L43 245V249L44 248H46L45 250H43L42 249V246H38V245H36V246H38V247H33L29 252H21L20 250V252H21V254L18 252V244L17 243H15V242H17V237H18V235H19V239H18V242H19V240H21L20 238V236H22L23 238L24 237H27V236H30V235H28V233L29 234H31V236L32 235H34V234H36L37 233V231L36 230H38V228H41L40 226L39 227H37ZM50 225H51V227H50ZM53 225V226H52ZM65 225H66V228H65ZM68 225H70V227L68 226ZM77 227H76V226ZM121 225H122V227L124 228H121ZM126 227H125V226ZM129 225V226H128ZM6 227V228H8V229H5L4 227ZM9 226V227H8ZM11 226V227H10ZM55 226V227H54ZM64 226V227H63ZM68 226V227H67ZM134 226V225H133ZM4 229H3V228ZM60 227H63V228H60ZM73 227H74V229H73ZM85 227V228H84ZM115 227H117V228H115ZM35 230H34V229ZM48 228V229H47ZM50 228V229H49ZM72 228V231H70V229ZM76 228V229H75ZM77 228H79L78 230H77ZM16 229V230H15ZM31 229V230H30ZM33 229V230H32ZM60 230V231H62V232H58V230ZM65 229V230H64ZM119 231H118V230ZM69 231V232H68ZM76 233H75V232ZM82 231V232H81ZM89 231V230H88ZM11 232V233H10ZM31 232V233H30ZM66 234V235H64V233ZM72 232H74V233H72ZM78 232V233H77ZM84 232H86V234L84 233ZM90 232V231H89ZM72 234V235H69V234ZM121 235H120V234ZM132 233V239H131V241H129L130 243H132V241H134V240H138V239H140L141 238V236H142V234H144L143 232H131ZM11 234V235H10ZM22 234V235H21ZM12 235H13V238H12ZM23 235H25V236H23ZM27 235V236H26ZM69 235V236H68ZM75 235V237L74 238H72L73 236ZM84 235V236H83ZM85 235H86V237H85ZM89 235H90V237H92V238H89ZM97 235H101V234H97ZM113 235V236H112ZM127 235V234H126ZM6 236H7V238H6ZM15 236H17V237H15ZM60 236H62V237H60ZM64 236H66L65 238H64ZM79 238H78V237ZM88 236V237H87ZM102 236V235H101ZM16 239H15V238ZM68 237V238H67ZM96 237V238H95ZM110 237H111V239H110ZM119 237V238H118ZM5 238V239H4ZM22 238V241L23 240H25V239H23ZM49 238H50V240H49ZM87 238V239H86ZM100 238V237H99ZM113 238V239H112ZM48 239V240H47ZM58 239V241H59V239H63V243L65 242L64 240H66V242L69 244V245H67V243L65 242L64 244H63V248L64 249H62V247L61 248H59L58 246H59V242L57 243V240ZM72 239V240H71ZM75 239H78L79 240V242H78V240H75ZM86 239V240H85ZM90 239H92V240H90ZM16 240V241H15ZM54 240V242H52ZM88 240L90 241V242H88ZM99 240H101V239H99ZM22 241H20V243L22 242ZM42 241H44V240H42ZM47 241H49L48 243L49 244H47ZM55 241H56V243L57 244H54L53 245V243H55ZM74 241V242H73ZM88 243H87V242ZM52 242V243H51ZM86 242V246H84V243ZM96 242V241H95ZM94 242V243H95ZM107 242H105V243H107ZM46 243V244H45ZM75 243V244H74ZM77 243V244H76ZM13 244V245H12ZM14 244H16L17 246H16V248L14 247L15 245ZM51 244V245H50ZM82 244H83V246L84 247H87L86 249H88V247H90V249L89 250H87V251H85V250H82L81 249V251H77V249L78 250H80L79 248H83V246H82ZM55 245H57V246H55ZM61 245H62V243H61ZM65 245V246H64ZM74 245H77V246H74ZM90 245V246H89ZM93 245V246H92ZM55 246L56 248H57V250H56V248L54 249L53 247ZM78 246H80L79 248H78ZM82 246V247H81ZM96 246H98V247H100L99 245H95V247ZM119 246H121V244H119ZM3 247V248H2ZM10 247V248H9ZM13 247V248H12ZM40 247V248H39ZM92 247H93V249H92ZM105 246H103V247H100V248H104ZM8 248H9V250H8ZM35 248H36V250H35ZM72 250H71V249ZM76 250H75V249ZM2 249V250H1ZM11 249V250H10ZM14 249V250H13ZM43 250V251H41V250ZM84 249V248H83ZM119 249V248H118ZM117 248H116V250H114L113 251V253H112V256H113V258H115L114 259V261H112L113 260V258H110V262H109V264H116V260H117V257H118V253L116 252L117 250H118ZM17 250V251H16ZM36 251L37 253H35L34 254V252H32V251ZM53 250V251H52ZM8 251V252H7ZM44 251L46 252V253H44ZM53 252V253H51V252ZM63 251V252H62ZM76 251V252H75ZM5 252V253H4ZM9 252H10V254L12 255H10L9 254ZM13 252H15V253H13ZM17 252L19 253V254H17ZM41 252H42V254H41ZM62 253V254H60V253ZM111 252V253H110ZM114 252H116V254L114 253ZM30 255H29V254ZM32 253V254H31ZM48 253V254H47ZM65 253H66V256L64 257V255H65ZM68 253V254H67ZM97 253V254H96ZM100 253V254H99ZM15 254V255H14ZM64 254V255H63ZM71 254V255H70ZM80 254H82L81 256H80ZM92 254H94V256L92 255ZM113 254H115V255H113ZM4 255V257L5 258H3L2 256ZM8 255V256H7ZM28 255V256H27ZM95 255H97L96 257H95ZM107 255H110V256H107ZM15 256V257H14ZM20 256V257H19ZM26 256L28 257V258H26ZM30 256V257H29ZM69 256V257H68ZM74 256V257H73ZM100 256V257H99ZM111 256V257H112ZM9 257V258H8ZM66 257H68V259L66 258ZM106 257V258H105ZM107 257H108V259H107ZM10 259V261L8 260V259ZM26 258V259H25ZM36 258V259H35ZM65 258V259H64ZM70 258V259H69ZM71 258L73 259V260H71ZM85 258V259H84ZM102 258H105L104 260L102 259ZM4 259H7V262H6V260H4ZM12 259V260H11ZM19 259H20V262H19ZM23 259V260H22ZM29 259V260H28ZM32 259H33V261L35 262H31L32 261ZM38 259V260H37ZM62 259H63V261L64 260H66V261H64V263L62 262ZM112 259V260H111ZM78 262H76V261ZM25 261V262H24ZM29 261V262H28ZM67 262L68 264H70V262ZM105 261V262H104ZM101 262V263H100ZM114 262V263H113ZM38 264H40V263H38Z\"/></svg>",
    "mask_w": 264,
    "mask_h": 264
}]
</instances>
